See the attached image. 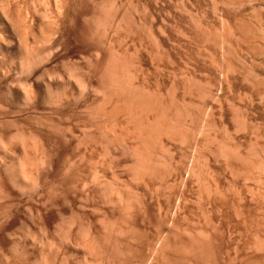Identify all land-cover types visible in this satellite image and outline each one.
Here are the masks:
<instances>
[{
	"label": "rangeland",
	"instance_id": "obj_1",
	"mask_svg": "<svg viewBox=\"0 0 264 264\" xmlns=\"http://www.w3.org/2000/svg\"><path fill=\"white\" fill-rule=\"evenodd\" d=\"M19 1L20 0H17V1L14 0V3L16 2L14 4V6L16 4L18 5L17 2H19ZM28 1L27 0L26 1L25 0L20 1L21 3L19 2L20 3L19 6L22 5V6H20L21 8L24 6V8L28 9L29 10L28 11L29 12V15L31 17V18L29 17V20H28V24L30 26H31V24L33 25V26H31V35L29 37V41H30L29 44L32 43L31 46H33V47L31 49V51L33 53H35V55L33 54L34 56L32 55L33 56L32 58H33V61L34 62L32 63V61H31L32 64H30L29 66H25V68H24V66H22L21 68H22L23 71L17 65H15L13 67H10L9 69L6 68V67L4 68L3 67V64L0 62L1 63L0 64V90H1L0 91V108L2 109V110L0 109V159H1L0 160L1 161L0 162V178H1L0 179V264H18V263L19 264H34V263H36V264H38V263L39 264H46V262H47V264H57V263L58 264H63V263L64 264H66V263L67 264H69V263L70 264H87V263L95 264V263H98V262H99L98 264H105V263L106 264H118V263H120V264H125V263L126 264H130V263L131 264H186L187 262H188L187 264H189V263L190 264H200V262H202L201 264H204V263L205 264H264V260H263L264 259V250H263L264 249L263 248L264 247L263 246L264 245V206H263L264 205V185H263L264 184V181H263L264 174L263 175L260 174V173H264V167H263L264 165H262V164H264V154L263 155L262 154L261 155L259 154L260 153L259 150L261 149L260 147L264 148V132H263L264 131V110H263L264 109V94H263L264 93V91H263L264 90V83H263V81H264V67H263L264 66V48H263L264 47V35H263V33H260V34H255V35L252 36L251 34L246 33L247 32L246 28H248L249 25H250V23L252 22V19L254 17V13L255 12H260L259 10H261V12L264 13V3H263L264 0H249V2L251 1L250 3L248 2V0H241V1L240 0H178V1L177 0H168V2H167V0H152V1L151 0H119V1L118 0H113V1L112 0L111 1L110 0H91L94 3L96 2L95 4L94 3L91 4L92 2L90 0H80V1L79 0H77V1L76 0H38V1L37 0H28ZM222 1H224V2H222ZM259 1L260 2L262 1V2L260 3ZM89 2H91V3H89ZM220 2L223 3V4H221ZM239 2L242 3V4H240ZM12 3H13V0H0V15H1L0 16V39H1L0 40V50H1L0 57L3 58L4 55H6V53H7V55H9L11 53L10 55H12V57L11 56L10 57L11 58H15L14 60H16V57H18L19 54H20V52H21L19 50L18 44H17V46H16V44H14L15 43V40L18 41V38L16 39V30L14 29L15 27H13V26H11V28L10 27L7 28L6 25H9V24H6L5 25L6 22L4 21V18H3L2 14H1V10H2V8L6 4H8L9 6L13 7L12 6L13 5ZM31 3L33 5H35V7L34 6L32 7V4ZM62 3H64V9H65L66 15L68 14L67 15L68 17H66L67 19L66 18L63 19L62 25H61V27H59L60 29L57 30V32H54V33L51 34V33H49V32H51L50 29H49V27H50V24H51V21H52L53 16H55V13L53 11H54L55 7H57L59 4H62ZM70 4H71V7L72 8L70 7ZM223 5H224V8H223ZM118 6H119V8H118ZM251 6H252V8H254L253 11L255 10V12H253V14H252V12H249V10L252 11ZM36 7H38V8H36ZM96 7L98 9H96ZM100 7H103V8L104 7H106V8L108 7L107 8V16L110 13H111L110 14L111 16H108L107 18L103 17L102 14H99V16H98L97 10H99ZM115 7H117L118 11H117V9ZM67 8H69V9L66 10ZM132 8H134V9H132ZM108 9L109 10L111 9L110 10V13H108L109 12ZM33 10H35V11H33ZM186 10H188V11L186 12ZM113 11H115V12H113ZM210 11H212V12H210ZM35 12H36V14H35ZM92 12H93V14H92ZM117 12H119V13H117ZM179 12H180L181 15H179ZM201 12H203V13H201ZM251 14H252V16H251ZM123 15L125 16V18H124ZM211 15H213V16H211ZM48 16H50V17H48ZM85 16L86 17L88 16V19L85 18ZM96 16H97V18H96ZM116 16H117V18H116ZM102 18H105V19H102ZM150 18H151V21H150ZM162 18H163V20H162L163 22L161 21ZM192 18L195 21H193ZM195 18H197V19H195ZM147 19H149V20H147ZM98 20H100V21H98ZM102 20H105V21L104 22H101ZM128 20H130V21H128ZM92 21L93 22H97V23L100 22L99 23L100 26H99V29H98L99 30L98 31V35H97V33L95 34L94 31L92 30V29H94L93 28V25L91 26V24L93 23ZM174 21H176V22H174ZM29 22H31V23H29ZM132 22H133V24H132ZM135 25H136V27H135ZM246 25H248V26H246ZM114 27H115V29H114ZM174 27L177 29V31H176V29ZM219 27H221V28H219ZM139 28H141V29H139ZM13 29L15 31H13ZM113 30L115 31L114 34H113ZM180 31L182 32V34H181ZM242 31H244V32H242ZM81 32H82V34H81ZM92 32H93V34H91ZM174 32H175V34H174ZM199 32L202 33V34H200ZM176 33H177V35H176ZM49 34L52 35V37H50ZM99 34H101V35L99 36ZM8 35H10L9 36V39L11 40V42L13 44H11L12 46H10L9 50L7 52H5V51H2L4 49L3 48L4 47L3 46V40ZM112 35H113V37H112ZM139 35H141V36H139ZM205 35H206V37H205ZM237 35H238V37H237ZM105 36H107V37H105ZM121 37H123V38H121ZM49 38L51 39V41H50ZM125 38H128V39H125ZM237 40H239V41H237ZM240 40H242V41H240ZM47 41H48V43H47ZM90 41H91V43H90ZM108 41H109V43H108ZM133 41H134V43H133ZM131 43H132V45L134 44L133 47H132ZM1 46H3V47H1ZM125 46L127 48H125ZM103 47H104V49H103ZM148 47H150V48H148ZM219 47H220V49H219ZM62 48H63V50H62ZM110 48L111 49H114V50H111ZM121 48L123 49V51H122ZM39 49H40V51H39ZM50 50H51V52H50ZM252 50H253V52H252ZM62 51H64V52H62ZM157 51H159V52H157ZM226 51H227V53H226ZM3 52H5V53L3 54ZM45 53L47 55H45ZM115 53H117V54H115ZM152 53L153 54H156L157 56L156 55H153ZM41 54H42V56H41ZM113 54H115V55H113ZM226 54L227 55L229 54V55L227 56ZM49 55L50 56L52 55V57H50ZM78 55H79L80 58L81 57L82 58L80 59L78 57ZM117 55H119V56L117 57ZM39 56L43 57L44 59L43 58H40ZM205 56H206V58H205ZM108 57H109V59H108ZM261 57H263V58H261ZM1 58H0V61H1ZM36 58L37 59L40 58V60L38 59L39 60V63H38V60ZM112 58H113L114 61L111 60ZM42 59L44 61H42ZM212 59H213V61H212ZM107 60L108 61L111 60V62L116 65L117 72H120L125 78H127L129 85H132L133 84L132 85L133 87L132 86L131 87L132 88H136L134 90L138 94H140L141 96H143V100L141 102H146L148 104V106H149L148 109L147 108L141 109L140 103L137 102V99H135L134 101L136 103H139V105L138 104L136 105V103L132 101L135 105H133V103H132V105H133L132 111H131L132 113H130V114H131V116L132 115L135 116L134 114H136V116L135 117L132 116V119H131V121L133 120L132 122L131 121H128V124H130V125H128L129 127H127V124H126L127 121L124 119V116L123 115H120L119 113L116 114V117L117 118L115 119V122L114 123L111 122L112 126L114 125L113 127L111 125H109V123H110L109 121L105 125V122H103L102 120L100 121V118H98V116L100 115V113L103 111V106L104 105H102V101H104V99L102 98L103 97L102 96L103 93H101L102 91H100V89L98 88L97 81H98V78H99L98 76H99L101 70H103V69L106 68L104 66L108 63ZM116 60H117V63H115ZM98 61H99V63H98ZM40 63H43V64H40ZM104 63H105V65H104ZM119 63H120V65H119ZM64 65H66V66H64ZM154 65H156V66H154ZM234 65H235V67H234ZM231 66H233V67H231ZM26 67L28 68V70H27ZM46 68H47L48 71L46 70ZM52 68H54V69H52ZM77 69H79V70H77ZM140 69H141V71H140ZM227 69H229V70H227ZM240 69H241L242 72L240 71ZM26 70L28 71V74H27V72H25ZM19 71L22 74H20ZM51 71H53V72H51ZM58 71H59V73H58ZM70 72L71 73L73 72L72 75H71ZM246 73H247V75H246ZM92 74H93V76H92ZM197 74H198V76H197ZM19 75H20V77H19ZM35 75H36V77H35ZM37 75H38V77H37ZM39 75H42V76L40 77ZM56 75L57 76L60 75L59 77L62 78V81L67 82L66 84H67V87L69 88V91H70L67 95H65L61 99V101L58 104L56 103V104L53 105V104H51L49 102V100L47 102V100L44 99V98L42 100L41 96L39 97V99H37L35 101H31L30 100V101L25 102V100L22 99L21 97L11 96L9 93H7V91L9 89H11V91H13L15 93H18L19 89L21 88L20 85H22V87L23 86L24 87H26V86L28 87V85L30 86V83H31V85H32L31 87H33L34 85H36L39 82H41V80H45L47 78H50L51 79L52 86H53V81H54V85L55 86L56 85H59L60 83L57 82V80H55V78H53V77H56ZM132 75H134V76H132ZM186 76H187V79H186ZM202 76H204V77H202ZM255 76H256V78H255ZM76 77L77 78L78 77L79 78L80 77L85 78V80H87L90 83V90H87V92L86 91L83 92L82 95H81V93L79 94L76 91V89H75V82H76L75 78ZM37 78H38V80H35ZM63 78L65 80H63ZM52 79H54V80H52ZM71 79H73V80H71ZM173 79H174V81H173ZM191 79H192V81H191ZM224 80L227 82V84H226V82ZM248 80H249L250 83L247 84ZM258 82H259V84H258ZM12 83H13V86H12ZM24 84H27V85H24ZM7 86H8V89H7ZM17 86H19V87H17ZM251 86H252V89H251ZM95 90H98L99 92L98 91L97 92L100 93V94L97 95L98 93ZM203 92H205V93H203ZM76 93H78L81 96H79ZM213 95H215V96H213ZM239 95L241 96V98H240ZM248 96H250V98H248ZM82 97H84V98H82ZM144 97H145V99H144ZM231 97H232V99H231ZM181 98H182V100H181ZM225 99H226V102H225ZM100 101H101V103H100ZM237 101H239V103ZM45 103H47V104H45ZM222 104H223V106H222ZM235 104H236V106H235ZM249 104H250V106H249ZM245 105H246V107H245ZM134 106H136V107L134 108ZM152 106H154V107H152ZM88 107H90L91 109L88 108ZM137 107H138V109H137ZM84 108H85V110H84ZM104 108H105V106H104ZM230 108L232 109V112H231V109ZM94 109H95V112L97 111L99 113L98 115L96 114L97 115L96 118L99 119V120H95V115L94 114L92 115V113H91L92 111H94ZM134 109H135V111H133ZM145 109L147 110V112H146ZM153 109L154 110L156 109V110L155 111H151ZM219 109H220V111H219ZM80 110H81V112H80ZM138 110L139 111L142 110L141 111L142 113L139 112ZM149 110H150V113L148 114ZM163 110H164V112H163ZM249 110H251V111H249ZM85 111H86V113H85ZM235 111H237V112L235 113ZM241 111H242V113H241ZM260 111H261V113H260ZM75 112H76V114H75ZM138 112L140 114L139 116H143V115H144L143 117L147 116L150 125H149V128L147 127L148 129H146V130L147 131L149 130V132L151 134H154L155 132H157L158 128L164 127L167 124L170 125V123H171V121L173 119H174L173 120L174 123H171V125H173V124L175 125V123H176L177 125H180V127H182L181 130H183L182 131V136L183 137L181 139H179L178 141L177 140H174V142H172L173 140H171L170 142L168 141L166 143L167 147L165 145L162 148H160V147H158L156 145H154L156 147H154V146H148L149 144L152 145V143L155 142V136L154 135H151L149 133V135H148L149 138L152 136L151 137V141H149L150 139H148V137L146 136V138L148 139V140H146V144L149 142L148 145L145 144L144 146L143 145H140V146L143 149L146 148V147H149L150 148V150L149 149L148 150H149L151 156H154L153 158L155 159L156 163L158 162V164H159V166H158V167H160V168H158L159 172H162L164 174L162 175L163 177H161V178L160 177H153V178H149L151 180L145 179V180H140V182L138 181L139 178H135V177L132 178V176H129V173H128L127 168H126L127 167L126 165H129L130 164V162L127 164V162L129 161V160H127L128 157L125 154H123L122 151L119 150V149L115 150L116 151L115 153H114V151L112 153V150L109 151L108 150V147L103 142L104 135L105 136H106V134L108 136L109 135H111V136H113V135L116 136L117 135L116 137H119L118 139L120 141H121V139H122V142L123 141L124 142L127 141L128 143H130L129 145H134L136 143L135 145L137 146L138 142H140L141 140L139 139L140 140L139 141V140H136L135 139L136 137L134 138V131L133 130H134V127L137 124H139V121L138 120H135L133 118H136V119L139 118L138 117ZM145 112H146V115L143 114ZM178 112H180V113H178ZM79 113H80V116H79ZM157 113L159 114V117L158 118H157V116H158ZM205 113H206V115H205ZM228 113H229V115H228ZM118 115H120V116H118ZM150 115H152V116H150ZM153 116L155 118H153ZM91 117H92V119H91ZM99 117H101V116H99ZM175 117H176V119H175ZM141 118L142 117H140V119ZM85 119H87V120H85ZM198 119H199V121H198ZM220 119H222V120H220ZM128 120H130V119H128ZM5 121H6V123H5ZM77 121H79V122H77ZM124 121H126V122L124 123ZM152 121H153V123L159 121L157 123L158 125L155 124V123H154L155 125H152L153 124ZM162 121H164V122H162ZM165 121H166L167 124L165 123ZM161 122L164 123V124H162ZM178 122H179V124H178ZM120 123H122V124H120ZM132 123H133V125H132ZM250 123H251V125H249ZM225 124H226V126H225ZM92 125H94V126H92ZM107 125L110 126V127H112L113 130L108 129V131H107V127H106ZM119 125H120V127H119ZM242 125H243L244 128L243 127L240 128V126H242ZM50 126H51V128H49ZM55 126H56V128H55ZM131 126L132 127L134 126V127L132 128ZM155 126L157 128H154ZM183 126H185V128ZM152 127H153L154 131L151 132L150 130H153ZM127 128H128L127 131H129L131 133V135H129L130 133L126 131ZM235 128H236V130H235ZM203 129H205V130H203ZM191 130H194V131H191ZM229 132H230V135H229ZM244 132H245V134H244ZM55 133H57V134H55ZM215 133H216V135H215ZM85 134L87 135V137H86ZM202 134H204V135H202ZM223 134H225V135L223 136ZM36 135H37V137H36ZM16 136H17V138H15ZM31 136H33V137H31ZM81 136L84 137V138H82ZM62 137L64 139H62ZM130 137L132 138V142H131V138ZM189 137H191V138H189ZM9 138H10V140H9ZM21 138H23V140ZM93 138H94L95 141L93 140ZM202 138H203V140H202ZM227 138H229V139H227ZM255 138H257V139H255ZM217 139H218V141H217ZM223 139H225V140L222 141ZM33 140L34 141L36 140V141L34 142ZM56 140H57V142H56ZM76 140H77V142H76ZM133 140H136V141H133ZM144 140H145V138H144ZM198 140H200V141H198ZM38 141H41V142L38 143ZM183 141H184V143H183ZM211 142H213V143H211ZM66 143H68V144H66ZM87 143H89V144H87ZM227 143H229V144H227ZM2 144L3 145L8 144L9 146L5 145L3 147ZM32 144H35V145L32 146ZM172 144H173V146H172ZM210 144H211V146H210ZM221 144H222V146H221ZM248 144H250V146ZM258 144H259V146H258ZM101 145H103V146H101ZM104 145L107 147V150H106V148H103V147H105ZM239 145H241V146H239ZM39 146H40V149H39ZM218 146H220L221 148L223 147V149L226 148L225 151H227V152L230 151V153L234 151V147H235V149H236L235 151L236 152H239V154L237 153L236 156H238L239 158L233 155L234 156V157L232 156L233 158L231 157V158H229V160H224L225 159L224 157H221V156H219L217 154L215 155L214 154L215 153L214 150L216 148H218ZM46 147H48V148H46ZM64 147H65V149H64ZM192 147H193V151L195 150V152L191 151L192 150L191 149ZM203 147L204 148L206 147V149H204ZM196 148H197V150H196ZM231 148H232V150H231ZM243 148L245 149V151H244ZM256 148H258V149H256ZM3 149H5V150H3ZM20 149H21V151H18ZM104 150H106V153H105ZM161 150H162V152H160ZM205 151H206V153H205ZM255 151H257V152H255ZM47 152H49V153H47ZM151 152H153V153H151ZM11 153H13V154H11ZM245 153H246V155H245ZM21 154H23V155H21ZM232 154H234V153H231V155ZM24 155H26V156H24ZM182 155H183V157H182ZM247 155H248V157H247ZM12 156H13V158H12ZM37 156H38V158H37ZM42 156H44L45 158L42 157ZM79 156H82V157H79ZM213 156L216 159L213 158ZM218 156H219V158H218ZM73 158H74L75 161L73 160ZM88 158H89V160H88ZM97 158H99V159H97ZM157 158H159L158 159L159 161L156 160ZM240 158L242 160H240ZM203 159H206V160H203ZM29 160H31V161L29 162ZM66 160H68V162ZM69 160H70V163H69ZM235 160H237V161H235ZM9 161H10V163H9ZM173 161H175V162H173ZM225 161H227V162H225ZM240 161H242V162H240ZM4 162H5V165H2V164H4ZM28 162H29L30 165H28ZM39 162L41 163V165H40ZM93 162H95L97 164H95ZM6 163H7V165H6ZM21 163L24 164V165L22 166ZM88 163H89V166L87 165ZM178 163H179V165H178ZM234 163H235V165H234ZM11 164L13 165V167L11 166ZM32 164H34V165H32ZM42 164H44V165L42 166ZM91 164H93V165H91ZM215 164H217V165H215ZM258 164L259 165L261 164V166H259ZM66 165H67V167H66ZM107 165L110 166V167H108ZM111 165H112V167H111ZM162 165H164L165 167L162 166ZM197 165H199V166H197ZM20 166H22L21 167L22 169L24 167V171L25 170L27 171L29 169L27 172L25 171L26 172V177L23 176L22 174L21 175L23 177H21V175H19V177H18V174L20 173V171H19L20 170L19 169ZM35 166H37V167L41 166V167H39V169H38ZM29 167H31V169ZM258 167H259V169H257ZM3 168H5L4 170L6 172L3 170ZM32 168H34V170ZM86 168L88 169V171H87ZM109 168H110V170L112 169L111 170L112 172L110 170H108ZM164 168H166V169L164 170ZM190 168H191V172H190ZM203 168H204V170H203ZM262 168H263V171L260 172L262 170ZM40 169H41V171H40ZM103 170H104V172H103ZM226 170H228V171H226ZM245 170H246V172H245ZM258 170H259V172H258ZM13 171H14V173H13ZM38 171H39V173H38ZM92 171H94L95 174ZM207 171H209V172H207ZM236 171H237V173H236ZM65 172H66V174H65ZM178 172L180 173V175L178 174ZM252 172H254V173H252ZM91 173H92V175H90ZM122 173H123V175H122ZM169 173H170V175L168 177V174ZM191 173H192L193 176L191 175ZM196 173H198V175ZM209 173H210V175H209ZM239 173L241 174V176H240ZM255 173H257V174H255ZM93 174H94V177H93ZM100 174L104 178H101ZM230 174H231V176H230ZM232 174H234L233 176H235V177H233ZM6 175H7V177H5ZM38 175H40V176H38ZM224 175H226V176H224ZM247 175H249V176H247ZM13 176L16 178V180H15V178L13 179ZM27 176H29V177H27ZM36 176L38 178H36ZM127 176H128V178H127ZM176 176H178V177H176ZM210 176H214V177H210ZM91 177H93V179ZM117 177H119V178H117ZM6 178H8V179H6ZM47 178H48V180H47ZM69 178H71V179H69ZM72 178L75 179V180H73ZM159 178L161 180H163V181L159 180ZM173 178L175 179V182H174V179ZM203 178H204V180H203ZM225 178H226L227 181L224 180ZM238 178H242L243 180L246 179L247 181H245V180L242 181V179H238ZM254 178H255V180H254ZM20 179H22V180H20ZM25 179L29 183L25 181V184H24V181L23 180H25ZM30 179H32L33 181L30 180ZM84 179H86V180H84ZM101 179H103V181L106 179V181L103 182ZM107 179L108 180H111V181H108ZM180 179H181V182H180ZM194 179L196 180V182H194L195 181ZM199 179H201L200 182H199ZM8 180L9 181L11 180L12 182L11 181L9 182ZM37 180H39V181H37ZM156 180H157V182H156ZM98 181H101L103 183V185H102L101 182H98ZM134 181H137L136 182L137 184ZM158 181L159 182L161 181V182L159 183ZM211 181H212V183H211ZM239 181L240 182L242 181V182L240 183ZM259 181L260 182L262 181L263 183H260L259 184ZM31 182H33V184ZM133 182H134V184H133ZM12 183H13V185H12ZM82 183H83V186H81ZM96 183H98V184H96ZM254 183H256V184H254ZM34 184L36 185L35 187H34ZM108 184H109V186H108ZM162 184H163V186H162ZM201 184L202 185L204 184V185L202 186ZM205 184H207V185H205ZM213 184H215V185H213ZM230 184H232L231 186L234 187V188H231ZM237 184H238V186H237ZM1 185H3V186L1 187ZM9 185H11V186H9ZM40 185L42 187H40ZM86 185H87V187H85ZM22 186H25V188L22 187ZM112 186H113V188H112ZM12 187L14 188V190H13ZM63 187H65V188H63ZM101 187H103V188H101ZM110 187L112 189H114L116 187V189L118 188L120 191L114 189L115 192L113 194L112 190L110 191V189H111ZM202 187H204V188L206 187L205 190H207V191H205L204 188L201 189ZM227 187L229 189H227ZM251 187H253V188H251ZM126 188H128V189L126 190ZM26 189L27 190L31 189V190L27 191ZM247 189H249V191ZM20 190H21V192H20ZM108 190L110 191V194L111 193L113 194V196H110L111 198H113V197L115 198V193L117 191L118 192H121L120 194H122L123 199L127 196L124 199V202H125L124 205L123 206L122 205H119V204L117 205L116 203H113L111 200L109 201L110 197L107 196L108 195L107 193H109ZM128 190H129V192H128ZM158 190H160V191H158ZM257 190H258V192H257ZM85 191H86V193H85ZM99 191L101 193L104 191L102 193L103 196H102L101 193H99ZM210 191L211 192L213 191L214 193L213 192L211 193ZM229 191H231V193ZM243 191H245V192H243ZM253 191H254V193H253ZM132 192H134V193H132ZM207 192H208V194L210 193L209 194L210 196H208V194H206ZM220 192L221 193H224V194H220ZM6 193H7V195H6ZM24 193H26L27 195L24 194ZM240 193H242V194H240ZM258 193L260 194V196H259ZM105 194H107V195L104 196ZM191 194H193L194 196L191 195ZM232 194H233V196H232ZM251 194H252L253 197L251 196ZM50 195H52V196H50ZM198 195L200 196V198H199ZM89 196H91L92 198L89 197ZM205 196H207V197L205 198ZM214 196H216V197L214 198ZM221 196H222V198H221ZM230 196H232V198H230ZM40 197H41V199H40ZM107 197L109 199H107ZM201 197H202V200H200ZM261 197H262V199H261ZM179 198H180V200H178ZM250 198H253V199H250ZM136 199H138V200H136ZM195 199H197V200H195ZM58 200H59V202H58ZM104 200H105V203H104ZM157 200L158 201L160 200V201L158 202ZM175 200L176 201L178 200L177 201L178 204H177V202H175ZM199 200H200V202H199ZM203 200L204 201L206 200V201L204 202ZM62 201H64V202H62ZM108 201L109 202H112V203H108ZM233 201H234V203L231 204V202H233ZM133 202H134V204H133ZM140 202H142V203H140ZM211 202H212V204H211ZM199 203H201V204H199ZM112 204H114V205H112ZM256 204H257V206H256ZM107 205H109L110 207L107 206ZM54 206H55V208H54ZM115 206H116V208H115ZM138 206L140 208H138ZM119 207H121V208H119ZM128 207H130V208H128ZM195 207H197V208H195ZM209 207H211V208H209ZM66 208H68V209H66ZM122 208L124 209V211H122L123 210ZM155 209H157V210H155ZM183 209H185V210H183ZM34 210H36V211H34ZM231 210L234 211V212H232ZM56 211H57V213H56ZM132 211H133V213H132ZM154 211H155V213H154ZM216 211H217V213H215ZM28 212H30L32 215L30 213H28ZM163 212H164V214H163ZM201 212L204 213V214H202ZM205 212L206 213L209 212V213L208 214H205ZM167 213H169V214H167ZM71 214L74 215V216H72ZM176 214L177 215L179 214V215L177 216ZM239 214H241V215H239ZM69 215H70V217H69ZM161 215L162 216L164 215L163 216L164 218ZM214 215L215 216L217 215V216L213 218ZM61 216H63V218ZM59 217L61 218V220H60ZM71 217H72V219H71ZM38 218H40V219H38ZM67 218H69V219L67 220ZM207 218H208V220H207ZM64 219H65V221H64ZM72 220H73V223H72ZM82 220L84 221V223H83ZM97 220H99V221H97ZM210 220L213 223L210 222ZM61 221H62V223H61ZM216 221H218V222L216 223ZM94 222H95V224H94ZM168 222H169V224H167ZM87 224L89 226H92V227H89ZM105 224H106V226H105ZM110 224H112V225H110ZM125 224H126V226H125ZM70 226H72V227H70ZM86 226L89 227V228H87ZM174 226H175V228H174ZM42 227H44V228H42ZM75 227H77V228H75ZM106 227H108L107 230H106ZM38 228H40L39 230H41L42 232L39 231V230H37ZM83 228H86V229H83ZM53 229L55 230V232H54ZM68 229H69V231H68ZM80 229H81V231H80ZM82 229H83V232L84 233L82 232ZM94 230H96V231H94ZM102 230H103V232H102ZM191 230L193 231V233H192ZM201 230H202V232H201ZM74 231H75V233H74ZM198 231H200V232H198ZM63 232H65V233H63ZM85 232H87V233L89 232V233L87 234ZM178 232H179V236H178ZM190 232H191V234H190ZM196 232H197V234H196ZM203 232H205V233H203ZM54 233H56V234L54 235ZM187 233H189V234H187ZM69 235H70V237H69ZM72 235H73V237H72ZM87 235L89 236V238H88ZM143 235H144V237H143ZM202 235H204V236H202ZM65 236L68 237V238L66 237L67 240H66V238H64ZM74 236H75V238L77 240L74 238ZM99 236H101V237H99ZM39 237H40V239H39ZM138 237H140V238H138ZM31 238L34 239V242H33V240H31ZM69 238H70V240H69ZM95 238H97V239H95ZM101 238H102V240H101ZM71 239L72 240L74 239V240L72 241ZM193 239H195L196 242ZM203 239H204V241H202ZM36 240H37V242H35ZM39 240H40V242L43 241V243H40ZM57 240L58 241L60 240V241L58 242ZM78 240H80V242ZM93 240L95 242H97L98 244L97 243L94 244L95 242H93ZM129 240L132 241V242L130 243ZM45 241H47V242H45ZM49 241H50V243L52 241L51 244H53V243L54 244L51 245L49 243ZM157 241H159V242H157ZM69 242H70V244H71L72 247L69 245ZM83 242H85L86 245L88 244V246H86L85 243H83ZM199 243H200V245H199ZM131 244H132V246H131ZM78 245L79 246L81 245L80 248L82 247L81 248L82 250L79 247H77ZM171 245H173V246H171ZM51 246L52 247L55 246V247L52 248ZM199 246H200V248H199ZM9 247H10V249H9ZM24 247H25L26 250L24 249ZM91 247H93V249ZM181 247H183V248H181ZM11 248L14 249V250H12ZM99 248H100V250H99ZM261 248H263V249H261ZM46 249L48 250V252H47ZM182 249H184V250H182ZM186 249H187V251H186ZM190 249L191 250L193 249V251H194L193 254H191L189 252ZM22 250H23V252H22ZM175 250H176V252H175ZM89 251L90 252L92 251V252L90 253ZM55 252H57V253H55ZM63 252H64V254H63ZM182 252H184V253H182ZM16 253H18L20 255L18 256ZM45 254L47 256H45ZM103 254H104V256H103ZM162 254H163V256H162ZM91 255L92 256L94 255L96 257H94V256L92 257ZM158 255H160V256H158ZM20 256H23L24 258L23 257L19 258ZM42 256L44 258L45 257L47 258V259L45 258V262H44V258H41ZM71 256H73V258ZM105 257H107V258H105ZM74 258L77 260V262H76V260H73ZM83 258H85L84 261H83ZM108 258H109V261H107ZM104 259H105V261H104ZM161 259L163 261H161ZM25 260H27V261H25ZM29 260H30V262H29ZM32 260L34 261V263H33ZM69 260H71V261H69ZM85 260H86V263H85ZM172 260L174 261V263H171V262H173ZM191 260H192V262H191ZM65 261H67V262L65 263ZM160 261H161V263H160Z\"/></svg>",
	"mask_w": 264,
	"mask_h": 264
},
{
	"label": "bare ground",
	"instance_id": "obj_2",
	"mask_svg": "<svg viewBox=\"0 0 264 264\" xmlns=\"http://www.w3.org/2000/svg\"><path fill=\"white\" fill-rule=\"evenodd\" d=\"M15 1H17V0H15ZM20 1H22V0H20ZM19 1V2H20ZM26 1V0H25ZM28 1V0H27ZM38 1V0H37ZM77 1V0H76ZM80 1V0H79ZM91 1V0H90ZM111 1V0H110ZM109 1V2H110ZM113 1V0H112ZM119 1V0H118ZM152 1V0H151ZM178 1V0H177ZM241 1V0H240ZM19 2H17L18 3V5L16 4L15 6H14V4L16 3H14V0H13V7H11V6H9L8 4H6L3 8H2V10H1V14H2V16H3V18H4V21L6 22L5 23V25L6 24H9V25H6L7 26V28L8 27H10L11 28V26H13V27H15L14 29L16 30V39L18 38V41H16L15 40V43L14 44H16V46H17V44H18V47H19V50L21 51L20 52V54H19V56L18 57H16V60H14L15 58H11L12 57V55H7V53H6V55H4V57L3 58H1V63L3 64V67L5 68H10V67H13V66H15V65H17V66H19V68H21L22 66H24V68H25V66H29L30 64H32L34 61H33V56L35 55V53H33L32 51H31V49H32V47L33 46H31V44H29L30 43V41H29V37H30V35H31V26H33L32 24H31V26L28 24V20H29V17H30V15H29V10L28 9H26V8H24V6L21 8L20 6H22V5H20L19 6V4L21 3H19ZM29 2V1H28ZM32 2V1H31ZM36 2V1H35ZM51 2V1H50ZM92 2V3H91ZM91 2H89V3H91V4H93L94 2L93 1H91ZM102 2V1H101ZM100 2V3H101ZM145 2V1H144ZM167 2H168V0H167ZM222 2H224V1H222ZM235 2V1H234ZM248 2H249V0H248ZM251 2V1H250ZM249 2V3H250ZM257 2V1H256ZM260 2V1H259ZM262 2V1H261ZM260 2V3H261ZM33 3V2H32ZM31 3V4H32ZM96 3V2H95ZM94 3V4H95ZM108 3V2H107ZM113 3V2H112ZM111 3V4H112ZM164 3V2H163ZM193 3V2H192ZM219 3V2H218ZM221 3V2H220ZM231 3V2H230ZM240 3V2H239ZM264 3V2H263ZM37 4V3H36ZM48 4V3H47ZM74 4V3H73ZM90 4V5H91ZM103 4V3H102ZM110 4V5H111ZM121 4V3H120ZM132 4V3H131ZM168 4V3H167ZM173 4V3H172ZM190 4V3H189ZM188 4V5H189ZM214 4V3H213ZM221 4H223V3H221ZM238 4V3H237ZM240 4H242V3H240ZM252 4V3H251ZM39 5V4H38ZM66 5V4H65ZM97 5V4H96ZM104 5V4H103ZM128 5V4H127ZM170 5V4H169ZM35 7V5H33L32 4V7ZM42 6V5H41ZM77 6V5H76ZM101 6V5H100ZM157 6V5H156ZM163 6V5H162ZM182 6V5H181ZM180 6V7H181ZM227 6V5H226ZM232 6V5H231ZM39 7V6H38ZM38 7H36V8H38ZM44 7V6H43ZM70 7H71V4H70ZM99 7V6H98ZM110 7V6H109ZM160 7V6H159ZM192 7V6H191ZM200 7V6H199ZM216 7V6H215ZM229 7V6H228ZM239 7V6H238ZM237 7V8H238ZM245 7V6H244ZM254 7V6H253ZM72 8V7H71ZM84 8V7H83ZM95 8V7H94ZM108 8V7H107ZM107 8L106 7H100V9L99 10H97V14H98V16H99V14H102V16L103 17H105V18H107L108 16H111L110 14V10H109V12L108 13H110V14H108V16H107ZM116 9H117V7H115ZM118 8H119V6H118ZM125 8V7H124ZM143 8V7H142ZM141 8V9H142ZM167 8V7H166ZM197 8V7H196ZM195 8V9H196ZM219 8V7H218ZM223 8H224V5H223ZM242 8V7H241ZM69 8H67L66 10H68ZM96 9H98L97 7H96ZM132 9H134V8H132ZM140 9V8H139ZM179 9V8H178ZM193 9V8H192ZM205 9V8H204ZM244 9V8H243ZM251 9H252V11H250L249 10V12H252V14H253V12H255V10L253 11V9L254 8H252V6H251ZM32 10V9H31ZM36 10V9H35ZM35 10H33V11H35ZM157 10V9H156ZM159 10V9H158ZM164 10V9H163ZM183 10V9H182ZM190 10V9H189ZM216 10V9H215ZM220 10V9H219ZM231 10V9H230ZM236 10V9H235ZM91 11V10H90ZM117 11H118V9H117ZM126 11V10H125ZM160 11V10H159ZM188 10H186V12H187ZM196 11V10H195ZM237 11V10H236ZM235 11V12H236ZM258 11V10H257ZM260 12H255L254 13V17H253V19H252V22L250 23V25H249V27L248 28H246V30H247V32L246 33H249V34H251L252 36L253 35H255V34H260V33H263V35H264V13H262L261 12V10H259ZM37 12V11H36ZM36 12H35V14H36ZM54 13H55V16H53V18H52V21H51V24H50V27H49V29H50V31L51 32H49V33H54V32H57V30H59L60 28L59 27H61V25H62V21H63V19H65L66 17H68L67 15H66V12H65V9H64V3H62V4H59L57 7H55V9H54V11H53ZM70 12V11H69ZM113 12H115V11H113ZM181 12V11H180ZM180 12H179V15H181L180 14ZM210 12H212V11H210ZM215 12V11H214ZM234 12V11H233ZM34 13V12H33ZM117 13H119V12H117ZM169 13V12H168ZM191 13V12H190ZM194 13V12H193ZM192 13V14H193ZM201 13H203V12H201ZM31 14V13H30ZM50 14V13H49ZM92 14H93V12H92ZM121 14V13H120ZM134 14V13H133ZM132 14V15H133ZM156 14V13H155ZM164 14V13H163ZM170 14V13H169ZM185 14V13H184ZM243 14V13H242ZM252 14H251V16H252ZM45 15V14H44ZM131 15V16H132ZM186 15V14H185ZM200 15V14H199ZM222 15V14H221ZM1 16V15H0ZM34 16V15H33ZM37 16V15H36ZM113 16V15H112ZM120 16V15H119ZM124 16V15H123ZM122 16V17H123ZM127 16V15H126ZM165 16V15H164ZM167 16V15H166ZM195 16V15H194ZM202 16V15H201ZM211 16H213V15H211ZM48 17H50V16H48ZM128 17V16H127ZM139 17V16H138ZM191 17V16H190ZM204 17V16H203ZM219 17V16H218ZM236 17V16H235ZM31 18V17H30ZM46 18V17H45ZM85 18H87L88 19V16L86 17L85 16ZM96 18H97V16H96ZM101 18V17H100ZM105 18H102V19H105ZM116 18H117V16H116ZM124 18H125V16H124ZM129 18V17H128ZM134 18V17H133ZM180 18V17H179ZM210 18V17H209ZM67 19V18H66ZM71 19V18H70ZM119 19V18H118ZM153 19V18H152ZM169 19V18H168ZM172 19V18H171ZM195 19H197V18H195ZM206 19V18H205ZM216 19V18H215ZM232 19V18H231ZM242 19V18H241ZM47 20V19H46ZM92 20V19H91ZM141 20V19H140ZM147 20H149V19H147ZM163 20V18L161 19V21ZM192 20H193V18H192ZM226 20V19H225ZM247 20V19H246ZM251 20V19H250ZM98 21H100V20H98ZM105 20H102L101 22H104ZM118 21V20H117ZM128 21H130V20H128ZM127 21V22H128ZM134 21V20H133ZM150 21H151V18H150ZM156 21V20H155ZM154 21V22H155ZM166 21V20H165ZM177 21V20H176ZM176 21H174V22H176ZM193 21H195V20H193ZM209 21V20H208ZM244 21V20H243ZM47 22V21H46ZM67 22V21H66ZM93 22V21H92ZM113 22V21H112ZM123 22V21H122ZM125 22V21H124ZM163 22V21H162ZM173 22V21H172ZM183 22V21H182ZM185 22V21H184ZM192 22V21H191ZM217 22V21H216ZM29 23H31V22H29ZM33 23V22H32ZM72 23V22H71ZM91 23V22H90ZM100 22H93L92 24H91V26L93 25V28L94 29H92L93 31H94V33L96 34L97 33V35H98V29H99V26H100V24H99ZM109 23V22H108ZM223 23V22H222ZM40 24V23H39ZM102 24V23H101ZM132 24H133V22H132ZM144 24V23H143ZM142 24V25H143ZM154 24V23H153ZM178 24V23H177ZM206 24V23H205ZM225 24V23H224ZM228 24V23H227ZM235 24V23H234ZM42 25V24H41ZM65 25V24H64ZM71 25V24H70ZM75 25V24H74ZM104 25V24H103ZM128 25V24H127ZM212 25V24H211ZM111 26V25H110ZM116 26V25H115ZM130 26V25H129ZM150 26V25H149ZM161 26V25H160ZM168 26V25H167ZM174 26V25H173ZM185 26V25H184ZM191 26V25H190ZM198 26V25H197ZM241 26V25H240ZM246 26H248V25H246ZM12 27V28H13ZM65 27V26H64ZM98 27V28H97ZM109 27V26H108ZM135 27H136V25H135ZM143 27V26H142ZM218 27V26H217ZM227 27V26H226ZM92 28V27H91ZM97 28V29H96ZM127 28V27H126ZM132 28V27H131ZM175 28V27H174ZM215 28V27H214ZM219 28H221V27H219ZM224 28V27H223ZM243 28V27H242ZM13 29V31H15ZM86 29V28H85ZM114 29H115V27H114ZM123 29V28H122ZM133 29V28H132ZM139 29H141V28H139ZM154 29V28H153ZM161 29V28H160ZM176 29V28H175ZM200 29V28H199ZM228 29V28H227ZM39 30V29H38ZM128 30V29H127ZM126 30V31H127ZM150 30V29H149ZM193 30V29H192ZM210 30V29H209ZM229 30V29H228ZM244 30V29H243ZM245 30V31H246ZM102 31V30H101ZM143 31V30H142ZM148 31V30H147ZM153 31V30H152ZM175 31V30H174ZM176 31H177V29H176ZM179 31V30H178ZM195 31V30H194ZM197 31V30H196ZM232 31V30H231ZM106 32V31H105ZM104 32V33H105ZM114 30H113V34H114ZM124 32V31H123ZM151 32V31H150ZM154 32V31H153ZM158 32V31H157ZM171 32V31H170ZM181 32V31H180ZM185 32V31H184ZM230 32V31H229ZM242 32H244V31H242ZM15 33V32H14ZM131 33V32H130ZM129 33V34H130ZM152 33V32H151ZM194 33V32H193ZM200 33V32H199ZM209 33V32H208ZM37 34V33H36ZM81 34H82V32H81ZM91 34H93V32L91 33ZM102 34V33H101ZM101 34H99V36L101 35ZM112 34V33H111ZM120 34V33H119ZM142 34V33H141ZM153 34V33H152ZM155 34V33H154ZM162 34V33H161ZM174 34H175V32H174ZM181 34H182V32H181ZM200 34H202V33H200ZM211 34V33H210ZM217 34V33H216ZM228 34V33H227ZM50 35V34H49ZM110 35V34H109ZM117 35V34H116ZM133 35V34H132ZM131 35V36H132ZM157 35V34H156ZM176 35H177V33H176ZM199 35V34H198ZM9 36L10 35H8L6 38H4V40H3V46H1V47H3L4 49L2 50V51H5V52H7L8 50H9V48H10V46H12L11 44H13L12 42H11V40L9 39ZM48 36V35H47ZM81 36V35H80ZM121 36V35H120ZM139 36H141V35H139ZM154 36V35H153ZM174 36V35H173ZM195 36V35H194ZM197 36V35H196ZM223 36V35H222ZM246 36V35H245ZM244 36V37H245ZM250 36V35H249ZM50 37H52V35H50ZM91 37V36H90ZM97 37V36H96ZM104 37V36H103ZM105 37H107V36H105ZM112 37H113V35H112ZM115 37V36H114ZM125 37V36H124ZM146 37V36H145ZM182 37V36H181ZM205 37H206V35H205ZM217 37V36H216ZM237 37H238V35H237ZM242 37V36H241ZM86 38V37H85ZM119 38V37H118ZM121 38H123V37H121ZM138 38V37H137ZM147 38V37H146ZM150 38V37H149ZM209 38V37H208ZM263 38V37H262ZM50 39V38H49ZM55 39V38H54ZM63 39V38H62ZM125 39H128V38H125ZM153 39V38H152ZM159 39V38H158ZM1 40V39H0ZM31 40V39H30ZM78 40V39H77ZM167 40V39H166ZM197 40V39H196ZM226 40V39H225ZM249 40V39H248ZM50 41H51V39H50ZM151 41V40H150ZM157 41V40H156ZM170 41V40H169ZM199 41V40H198ZM230 41V40H229ZM237 41H239V40H237ZM240 41H242V40H240ZM35 42V41H34ZM81 42V41H80ZM130 42V41H129ZM152 42V41H151ZM41 43V42H40ZM39 43V44H40ZM47 43H48V41H47ZM90 43H91V41H90ZM108 43H109V41H108ZM117 43V42H116ZM124 43V42H123ZM133 43H134V41H133ZM170 43V42H169ZM205 43V42H204ZM45 44V43H44ZM130 44V43H129ZM136 44V43H135ZM144 44V43H143ZM153 44V43H152ZM159 44V43H158ZM213 44V43H212ZM221 44V43H220ZM236 44V43H235ZM253 44V43H252ZM30 45V46H29ZM125 45V44H124ZM131 45H132V43H131ZM134 45V44H133ZM133 45H132V47H133ZM170 45V44H169ZM173 45V44H172ZM42 46V45H41ZM112 46V45H111ZM110 46V47H111ZM116 46V45H115ZM118 46V45H117ZM127 46V45H126ZM125 46V48H127ZM162 46V45H161ZM226 46V45H225ZM228 46V45H227ZM256 46V45H255ZM259 46V45H258ZM31 47V48H30ZM43 47V46H42ZM154 47V46H153ZM202 47V46H201ZM232 47V46H231ZM237 47V46H236ZM113 48V47H112ZM148 48H150V47H148ZM203 48V47H202ZM264 48V47H263ZM56 49V48H55ZM103 49H104V47H103ZM111 49V48H110ZM122 49V48H121ZM154 49V48H153ZM159 49V48H158ZM170 49V48H169ZM199 49V48H198ZM219 49H220V47H219ZM62 50H63V48H62ZM67 50V49H66ZM111 50H114V49H111ZM132 50V49H131ZM139 50V49H138ZM162 50V49H161ZM171 50V49H170ZM193 50V49H192ZM200 50V49H199ZM204 50V49H203ZM223 50V49H222ZM230 50V49H229ZM34 51V50H33ZM37 51V50H36ZM39 51H40V49H39ZM122 51H123V49H122ZM134 51V50H133ZM156 51V50H155ZM248 51V50H247ZM0 52H1V50H0ZM5 52H3V54L5 53ZM43 52V51H42ZM50 52H51V50H50ZM62 52H64V51H62ZM151 52V51H150ZM157 52H159V51H157ZM168 52V51H167ZM220 52V51H219ZM242 52V51H241ZM249 52V51H248ZM252 52H253V50H252ZM41 53V52H40ZM44 53V52H43ZM47 53V52H46ZM45 53V55H47ZM94 53V52H93ZM113 53V52H112ZM111 53V54H112ZM136 53V52H135ZM149 53V52H148ZM155 53V52H154ZM213 53V52H212ZM226 53H227V51H226ZM255 53V52H254ZM34 54V55H33ZM59 54V53H58ZM72 54V53H71ZM115 54H117V53H115ZM115 54H113V55H115ZM128 54V53H127ZM130 54V53H129ZM151 54V53H150ZM153 54V53H152ZM164 54V53H163ZM234 54V53H233ZM16 55V54H15ZM33 55V56H32ZM95 55V54H94ZM123 55V54H122ZM153 55H156V54H153ZM225 55V54H224ZM227 55V54H226ZM229 55V54H228ZM227 55V56H228ZM2 56V55H1ZM11 56V57H10ZM41 56H42V54H41ZM41 56H39L40 58H43V57H41ZM44 56V55H43ZM50 56V55H49ZM119 55H117V57H118ZM132 56V55H131ZM135 56V55H134ZM147 56V55H146ZM150 56V55H149ZM157 56V55H156ZM159 56V55H158ZM256 56V55H255ZM45 57V56H44ZM47 57V56H46ZM50 57H52V55L50 56ZM78 57H79V55H78ZM100 57V56H99ZM115 57V56H114ZM113 57V58H114ZM183 57V56H182ZM209 57V56H208ZM221 57V56H220ZM232 57V56H231ZM234 57V56H233ZM249 57V56H248ZM40 58H38L39 60H40ZM48 58V57H47ZM80 58V57H79ZM82 58V57H81ZM80 58V59H81ZM113 58L111 59L112 61H114L113 60ZM130 58V57H129ZM205 58H206V56H205ZM211 58V57H210ZM223 58V57H222ZM261 58H263V57H261ZM37 59V58H36ZM37 59V60H38ZM44 59V58H43ZM42 59V61H44ZM46 59V58H45ZM49 59V58H48ZM90 59V58H89ZM108 59H109V57H108ZM117 59V58H116ZM135 59V58H134ZM151 59V58H150ZM228 59V58H227ZM231 59V58H230ZM250 59V58H249ZM256 59V58H255ZM36 60V61H37ZM39 60H38V63H39ZM50 60V59H49ZM97 60V59H96ZM111 60H107L108 61V63L105 65V63H104V67H106L105 69H103V70H101V72H100V74H99V78H98V81H97V85H98V88L100 89V91H102L101 93H103V99H104V101H102V105H104L105 106V108H104V106H103V111L100 113V115L99 116H101V117H99L98 116V118H100V121L102 120L103 122H105V125H106V123L109 121L110 123H109V125H111L112 126V124H111V122L112 123H114L115 122V119L117 118L116 117V114H120V115H123L124 116V119L127 121V127H129L128 125H130V124H128V121H131V119H132V116H131V114L130 113H132L131 111H132V107H133V105H135L133 102H135L134 100L135 99H137V102H139L140 103V107H141V109H143V108H149V106H148V104L146 103V102H141L142 100H143V96H141L140 94H138L134 89H136V88H132L133 86V84L132 85H129V83H128V79L127 78H125L120 72H117V70H116V65L115 64H113L112 62H111ZM127 60V59H126ZM154 60V59H153ZM156 60V59H155ZM220 60V59H219ZM218 60V61H219ZM31 61H32V63H31ZM35 61V62H36ZM73 61V60H72ZM79 61V60H78ZM82 61V60H81ZM85 61V60H84ZM120 61V60H119ZM145 61V60H144ZM212 61H213V59H212ZM226 61V60H225ZM242 61V60H241ZM261 61V60H260ZM68 62V61H67ZM245 62V61H244ZM0 63V64H1ZM76 63V62H75ZM74 63V64H75ZM96 63V62H95ZM98 63H99V61H98ZM115 63H117V60L115 61ZM151 63V62H150ZM241 63V62H240ZM40 64H43V63H40ZM46 64V63H45ZM65 64V63H64ZM71 64V63H70ZM92 64V63H91ZM185 64V63H184ZM214 64V63H213ZM218 64V63H217ZM221 64V63H220ZM231 64V63H230ZM252 64V63H251ZM262 64V63H261ZM119 65H120V63H119ZM125 65V64H124ZM127 65V64H126ZM242 65V64H241ZM246 65V64H245ZM249 65V64H248ZM259 65V64H258ZM36 66V65H35ZM50 66V65H49ZM54 66V65H53ZM62 66V65H61ZM64 66H66V65H64ZM73 66V65H72ZM98 66V65H97ZM101 66V65H100ZM154 66H156V65H154ZM207 66V65H206ZM252 66V65H251ZM31 67V66H30ZM39 67V66H38ZM56 67V66H55ZM89 67V66H88ZM96 67V66H95ZM94 67V68H95ZM121 67V66H120ZM126 67V66H125ZM134 67V66H133ZM223 67V66H222ZM231 67H233V66H231ZM234 67H235V65H234ZM241 67V66H240ZM264 67V66H263ZM2 68V67H1ZM27 68V67H26ZM32 68V67H31ZM37 68V67H36ZM63 68V67H62ZM72 68V67H71ZM79 68V67H78ZM90 68V67H89ZM101 68V67H100ZM128 68V67H127ZM141 68V67H140ZM155 68V67H154ZM215 68V67H214ZM228 68V67H227ZM230 68V67H229ZM30 69V68H29ZM52 69H54V68H52ZM60 69V68H59ZM91 69V68H90ZM96 69V68H95ZM119 69V68H118ZM121 69V68H120ZM132 69V68H131ZM142 69V68H141ZM141 69H140V71H141ZM145 69V68H144ZM180 69V68H179ZM263 69V68H262ZM2 70V69H1ZM21 70H22V68H21ZM27 70H28V68H27ZM25 71V72H27V74H28V71ZM39 70V69H38ZM46 70H47V68H46ZM64 70V69H63ZM72 70V69H71ZM77 70H79V69H77ZM129 70V69H128ZM127 70V71H128ZM186 70V69H185ZM191 70V69H190ZM225 70V69H224ZM227 70H229V69H227ZM256 70V69H255ZM23 71V70H22ZM30 71V70H29ZM48 71V70H47ZM124 71V70H123ZM134 71V70H133ZM139 71V70H138ZM240 71H241V69H240ZM246 71V70H245ZM261 71V70H260ZM5 72V71H4ZM8 72V71H7ZM20 72V71H19ZM51 72H53V71H51ZM56 72V71H55ZM54 72V73H55ZM78 72V71H77ZM82 72V71H81ZM86 72V71H85ZM95 72V71H94ZM242 72V71H241ZM3 73V72H2ZM40 73V72H39ZM43 73V72H42ZM47 73V72H46ZM58 73H59V71H58ZM71 73V72H70ZM69 73V74H70ZM73 73V72H72ZM72 73H71V75H72ZM75 73V72H74ZM98 73V72H97ZM220 73V72H219ZM225 73V72H224ZM9 74V73H8ZM19 74V73H18ZM17 74V75H18ZM20 74H22L21 72H20ZM26 74V73H25ZM37 74V73H36ZM52 74V73H51ZM85 74V73H84ZM87 74V73H86ZM188 74V73H187ZM222 74V73H221ZM236 74V73H235ZM3 75V74H2ZM11 75V74H10ZM43 75V74H42ZM42 75H39L40 77L42 76ZM47 75V74H46ZM70 75V76H71ZM135 75V74H134ZM134 75H132V76H134ZM217 75V74H216ZM246 75H247V73H246ZM6 76V75H5ZM22 76V75H21ZM51 76V75H50ZM49 76V77H50ZM54 76V75H53ZM60 75H56V77H53V78H55V80H57V82H59L60 84L59 85H54V81H53V86H52V84H51V79L50 78H47V79H45V80H41V82H39L38 84H36V85H34L33 87H31L32 85H31V83H30V86L28 85V87L26 86V87H22V85H20L21 86V88L19 89V91H18V93H15V92H13V91H11V89H9L8 91H7V93H9L11 96H15V97H21L22 99H24L25 100V102H27V101H35V100H37V99H39V97L41 96V98H42V100H43V98L44 99H46L47 100V102H48V100H49V102L51 103V104H58L60 101H61V99L65 96V95H67L70 91H69V88L67 87V82H65V81H62V78H60L59 77ZM89 76V75H88ZM91 76V75H90ZM92 76H93V74H92ZM97 76V75H96ZM131 76V75H130ZM190 76V75H189ZM197 76H198V74H197ZM227 76V75H226ZM225 76V77H226ZM257 76V75H256ZM256 76H255V78H256ZM12 77V76H11ZM19 77H20V75H19ZM29 77V76H28ZM35 77H36V75H35ZM37 77H38V75H37ZM47 77V76H46ZM69 77V76H68ZM84 77V76H83ZM83 77H76L75 78V80H76V82H75V89H76V91L80 94L81 93V95L83 94V92H87V90H90V83L87 81V80H85V78H83ZM127 77V76H126ZM192 77V76H191ZM202 77H204V76H202ZM206 77V76H205ZM233 77V76H232ZM250 77V76H249ZM30 78V77H29ZM52 78V77H51ZM136 78V77H135ZM236 78V77H235ZM248 78V77H247ZM262 78V77H261ZM9 79V78H8ZM22 79V78H21ZM74 79V78H73ZM73 79H71V80H73ZM131 79V78H130ZM186 79H187V76H186ZM254 79V78H253ZM258 79V78H257ZM263 79V78H262ZM261 79V80H262ZM24 80V79H23ZM35 80H38V78L37 79H35ZM52 80H54V79H52ZM63 80H65L64 78H63ZM190 80V79H189ZM203 80V79H202ZM241 80V79H240ZM173 81H174V79H173ZM182 81V80H181ZM191 81H192V79H191ZM225 81V80H224ZM252 81V80H251ZM25 82V81H24ZM27 82V81H26ZM33 82V81H32ZM73 82V81H72ZM130 82V81H129ZM138 82V81H137ZM203 82V81H202ZM226 82V81H225ZM230 82V81H229ZM228 82V83H229ZM240 82V81H239ZM246 82V81H245ZM253 82V81H252ZM36 83V82H35ZM74 83V82H73ZM132 83V82H131ZM144 83V82H143ZM173 83V82H172ZM189 83V82H188ZM208 83V82H207ZM214 83V82H213ZM242 83V82H241ZM240 83V84H241ZM248 83H250L249 82V80H248V82H247V84ZM263 83H264V81H263ZM4 84V83H3ZM17 84V83H16ZM194 84V83H193ZM226 84H227V82H226ZM258 84H259V82H258ZM18 85V84H17ZM24 85H27V84H24ZM148 85V84H147ZM154 85V84H153ZM157 85V84H156ZM155 85V86H156ZM230 85V84H229ZM228 85V86H229ZM262 85V84H261ZM2 86V85H1ZM12 86H13V83H12ZM132 86V87H131ZM141 86V85H140ZM181 86V85H180ZM179 86V87H180ZM221 86V85H220ZM253 86V85H252ZM252 86H251V89H252ZM258 86V85H257ZM17 87H19V86H17ZM96 87V86H95ZM137 87V86H136ZM143 87V86H142ZM141 87V88H142ZM151 87V86H150ZM92 88V87H91ZM262 88V87H261ZM7 89H8V86H7ZM96 89V88H95ZM145 89V88H144ZM154 89V88H153ZM156 89V88H155ZM183 89V88H182ZM206 89V88H205ZM248 89V88H247ZM93 90V89H92ZM91 90V91H92ZM157 90V89H156ZM185 90V89H184ZM209 90V89H208ZM218 90V89H217ZM1 91V90H0ZM17 91V90H16ZM96 92L98 91V90H95ZM187 91V90H186ZM192 91V90H191ZM206 91V90H205ZM225 91V90H224ZM227 91V90H226ZM230 91V90H229ZM264 91V90H263ZM95 92V93H96ZM99 92V91H98ZM97 92V93H98ZM194 92V91H193ZM232 92V91H231ZM5 93V92H4ZM78 93H76V94H78ZM161 93V92H160ZM166 93V92H165ZM168 93V92H167ZM173 93V92H172ZM203 93H205V92H203ZM213 93V92H212ZM228 93V92H227ZM239 93V92H238ZM244 93V92H243ZM248 93V92H247ZM251 93V92H250ZM259 93V92H258ZM8 94V95H9ZM78 94V95H79ZM89 94V93H88ZM100 93H98L97 95H99ZM143 94V93H142ZM151 94V93H150ZM194 94V93H193ZM221 94V93H220ZM237 94V93H236ZM252 94V93H251ZM264 94V93H263ZM2 95V94H1ZM81 95H79V96H81ZM94 95V94H93ZM96 95V96H97ZM159 95V94H158ZM196 95V94H195ZM219 95V94H218ZM243 95V94H242ZM261 95V94H260ZM7 96V95H6ZM95 96V95H94ZM151 96V95H150ZM163 96V95H162ZM161 96V97H162ZM175 96V95H174ZM188 96V95H187ZM198 96V95H197ZM196 96V97H197ZM202 96V95H201ZM213 96H215V95H213ZM230 96V95H229ZM240 96V95H239ZM238 96V97H239ZM244 96V95H243ZM8 97V96H7ZM91 97V96H90ZM170 97V96H169ZM208 97V96H207ZM217 97V96H216ZM221 97V96H220ZM227 97V96H226ZM233 97V96H232ZM232 97H231V99H232ZM260 97V96H259ZM12 98V97H11ZM81 98V97H80ZM82 98H84V97H82ZM158 98V97H157ZM213 98V97H212ZM240 98H241V96H240ZM248 98H250V96H248ZM255 98V97H254ZM257 98V97H256ZM2 99V98H1ZM10 99V98H9ZM19 99V98H18ZM67 99V98H66ZM76 99V98H75ZM133 99V100H132ZM144 99H145V97H144ZM180 99V98H179ZM196 99V98H195ZM236 99V98H235ZM238 99V98H237ZM8 100V99H7ZM21 100V99H20ZM78 100V99H77ZM91 100V99H90ZM96 100V99H95ZM163 100V99H162ZM168 100V99H167ZM181 100H182V98H181ZM252 100V99H251ZM260 100V99H259ZM79 101V100H78ZM101 101H100V103H101ZM133 101V102H132ZM195 101V100H194ZM229 101V100H228ZM234 101V100H233ZM242 101V100H241ZM71 102V101H70ZM90 102V101H89ZM151 102V101H150ZM156 102V101H155ZM172 102V101H171ZM192 102V101H191ZM204 102V101H203ZM225 102H226V99H225ZM238 103H239V101H237ZM256 102V101H255ZM254 102V103H255ZM29 103V102H28ZM27 103V104H28ZM49 103V104H50ZM91 103V102H90ZM132 103H133V105H132ZM136 103V102H135ZM139 103H136V105L138 104L139 105ZM218 103V102H217ZM216 103V104H217ZM221 103V102H220ZM3 104V103H2ZM45 104H47V103H45ZM95 104V103H94ZM226 104V103H225ZM229 104V103H228ZM246 104V103H245ZM248 104V103H247ZM25 105V104H24ZM85 105V104H84ZM91 105V104H90ZM159 105V104H158ZM169 105V104H168ZM50 106V105H49ZM61 106V105H60ZM165 106V105H164ZM173 106V105H172ZM222 106H223V104H222ZM230 106V105H229ZM235 106H236V104H235ZM249 106H250V104H249ZM252 106V105H251ZM22 107V106H21ZM27 107V106H26ZM64 107V106H63ZM66 107V106H65ZM72 107V106H71ZM75 107V106H74ZM79 107V106H78ZM95 107V106H94ZM98 107V106H97ZM136 106H134V108H135ZM152 107H154V106H152ZM206 107V106H205ZM245 107H246V105H245ZM244 107V108H245ZM253 107V106H252ZM251 107V108H252ZM255 107V106H254ZM14 108V107H13ZM24 108V107H23ZM22 108V109H23ZM53 108V107H52ZM87 108V107H86ZM88 108H90V107H88ZM151 108V107H150ZM161 108V107H160ZM181 108V107H180ZM184 108V107H183ZM186 108V107H185ZM204 108V107H203ZM221 108V107H220ZM229 108V107H228ZM250 108V107H249ZM1 109V108H0ZM32 109V108H31ZM91 109V108H90ZM98 109V108H97ZM137 109H138V107H137ZM208 109V108H207ZM231 109V108H230ZM240 109V108H239ZM256 109V108H255ZM2 110V109H1ZM72 110V109H71ZM74 110V109H73ZM84 110H85V108H84ZM83 110V111H84ZM146 110V109H145ZM156 110V109H155ZM154 109L153 110H151V111H155ZM168 110V109H167ZM174 110V109H173ZM178 110V109H177ZM197 110V109H196ZM195 110V111H196ZM203 110V109H202ZM226 110V109H225ZM264 110V109H263ZM25 111V110H24ZM37 111V110H36ZM133 111H135V109L133 110ZM139 111V110H138ZM142 111V110H141ZM141 111H139V112H141ZM159 111V110H158ZM157 111V112H158ZM184 111V110H183ZM217 111V110H216ZM219 111H220V109H219ZM246 111V110H245ZM249 111H251V110H249ZM14 112V111H13ZM44 112V111H43ZM62 112V111H61ZM71 112V111H70ZM80 112H81V110H80ZM90 112V111H89ZM95 109H94V111H92L91 113H92V115L94 114L95 115V120H99V119H97L96 117H97V115L99 114L97 111L95 112ZM139 112H138V119H136V118H133V119H135V120H138L139 121V124H137L135 127H134V138L136 139V140H139L140 142H138V144H137V146L134 144V145H129L130 143H128L127 141L126 142H122V139H121V141L118 139L119 137H116L115 135H113V136H111V135H107L106 134V136L104 135V140H103V142H104V144L108 147V150L110 151V150H112V153H113V151H114V153L116 152L115 150H117V149H119V150H121L122 151V153L123 154H125L127 157H128V159L127 160H129L128 162H127V164L130 162V164L129 165H126L127 167V171H128V173H129V176H132V178L133 177H135V178H139V182H140V180H145V179H149V178H153V177H163L162 175L164 174V173H162V172H159V170H158V168H160V167H158L159 166V164H158V162L156 163V161H155V159L153 158L154 156H151V154H150V152H149V150H150V148L149 147H146V148H141V146L140 145H145L146 144V140H148V139H150L149 141H151V137L149 138V130L147 131L146 129H148L149 128V125H150V123H149V121H148V118H147V116H145V117H143V116H139L140 114H139ZM146 112H147V110H146ZM146 112L145 113H143V114H145L146 115ZM163 112H164V110H163ZM162 112V113H163ZM189 112V111H188ZM222 112V111H221ZM220 112V113H221ZM231 112H232V109H231ZM237 111H235V113H236ZM244 112V111H243ZM255 112V111H254ZM49 113V112H48ZM63 113V112H62ZM85 113H86V111H85ZM142 113V112H141ZM150 113V110H149V112H148V114ZM152 113V112H151ZM178 113H180V112H178ZM214 113V112H213ZM241 113H242V111H241ZM260 113H261V111H260ZM46 114V113H45ZM53 114V113H52ZM75 114H76V112H75ZM90 114V113H89ZM97 114V115H96ZM153 114V113H152ZM155 114V113H154ZM158 114V113H157ZM239 114V113H238ZM23 115V114H22ZM51 115V114H50ZM120 115H118V116H120ZM135 116H136V114H134ZM142 115V114H141ZM163 115V114H162ZM178 115V114H177ZM182 115V114H181ZM201 115V114H200ZM205 115H206V113H205ZM228 115H229V113H228ZM241 115V114H240ZM253 115V114H252ZM263 115V114H262ZM9 116V115H8ZM79 116H80V113H79ZM84 116V115H83ZM122 116V117H123ZM135 116H133V117H135ZM150 116H152V115H150ZM189 116V115H188ZM208 116V115H207ZM216 116V115H215ZM221 116V115H220ZM71 117V116H70ZM76 117V116H75ZM140 117H142L141 119H140ZM159 117V114H158V116H157V118ZM163 117V116H162ZM199 117V116H198ZM223 117V116H222ZM246 117V116H245ZM248 117V116H247ZM94 118V117H93ZM153 118H155L154 116H153ZM179 118V117H178ZM181 118V117H180ZM200 118V117H199ZM212 118V117H211ZM220 118V117H219ZM229 118V117H228ZM236 118V117H235ZM250 118V117H249ZM67 119V118H66ZM82 119V118H81ZM91 119H92V117H91ZM120 119V118H119ZM123 119V118H122ZM128 119H130V120H128ZM161 119V118H160ZM175 119H176V117H175ZM182 119V118H181ZM190 119V118H189ZM208 119V118H207ZM63 120V119H62ZM80 120V119H79ZM85 120H87V119H85ZM89 120V119H88ZM151 120V119H150ZM158 120V119H157ZM163 120V119H162ZM174 120V119H173ZM173 120L171 121V123H174L173 122ZM186 120V119H185ZM220 120H222V119H220ZM236 120V119H235ZM245 120V119H244ZM4 121V120H3ZM60 121V120H59ZM94 121V120H93ZM120 121V120H119ZM126 121H124V123L126 122ZM133 121V120H132ZM131 121V122H132ZM156 121V120H155ZM198 121H199V119H198ZM224 121V120H223ZM241 121V120H240ZM239 121V122H240ZM251 121V120H250ZM253 121V120H252ZM10 122V121H9ZM13 122V121H12ZM68 122V121H67ZM77 122H79V121H77ZM159 122V121H158ZM158 122H154L155 124H157ZM162 122H164V121H162ZM161 122V123H162ZM170 122V121H169ZM176 122V121H175ZM206 122V121H205ZM220 122V121H219ZM230 122V121H229ZM234 122V121H233ZM257 122V121H256ZM5 123H6V121H5ZM38 123V122H37ZM152 123H153V121H152ZM152 124V125H155V124ZM165 123H166V121H165ZM171 123H170V125L169 124H167V125H165L164 127H161V128H158V130H157V132H155L154 134H151V135H154L155 136V142H153L152 143V145H148V143L146 144V145H148V146H154V145H156V146H158V147H160V148H162V147H164L165 145H166V143L169 141H171V140H173L172 142H174V140H179V139H181L183 136H182V131L183 130H181V128L182 127H180V125H177L176 123H175V125L173 124V125H171ZM185 123V122H184ZM183 123V124H184ZM222 123V122H221ZM228 123V122H227ZM244 123V122H243ZM57 124V123H56ZM97 124V123H96ZM120 124H122V123H120ZM135 124V123H134ZM162 124H164V123H162ZM161 124V125H162ZM178 124H179V122H178ZM188 124V123H187ZM186 124V125H187ZM192 124V123H191ZM234 124V123H233ZM238 124V123H237ZM248 124V123H247ZM257 124V123H256ZM102 125V124H101ZM104 125V126H105ZM124 125V124H123ZM132 125H133V123H132ZM158 125V124H157ZM156 125V126H157ZM195 125V124H194ZM249 125H251V123L249 124ZM260 125V124H259ZM2 126V125H1ZM57 126V125H56ZM56 126H55V128H56ZM70 126V125H69ZM77 126V125H76ZM92 126H94V125H92ZM114 126V125H113ZM112 126V127H113ZM117 126V125H116ZM126 126V125H125ZM124 126V127H125ZM154 127V128H157V127ZM199 126V125H198ZM215 126V125H214ZM225 126H226V124H225ZM234 126V125H233ZM253 126V125H252ZM73 127V126H72ZM98 127V126H97ZM101 127V126H100ZM107 127V131H108V129H111V130H113L112 129V127H110V126H106ZM109 127V128H108ZM119 127H120V125H119ZM132 127V126H131ZM132 127V128H133ZM148 127V128H147ZM159 127V126H158ZM184 128H185V126H183ZM212 127V126H211ZM217 127V126H216ZM220 127V126H219ZM232 127V126H231ZM241 127H243V125L242 126H240V128ZM246 127V126H245ZM257 127V126H256ZM261 127V126H260ZM49 128H51V126L49 127ZM67 128V127H66ZM90 128V127H89ZM103 128V127H102ZM101 128V129H102ZM151 128V127H150ZM223 128V127H222ZM227 128V127H226ZM244 128V127H243ZM248 128V127H247ZM68 129V128H67ZM95 129V128H94ZM100 129V130H101ZM104 129V128H103ZM152 129H153V127H152ZM195 129V128H194ZM197 129V128H196ZM210 129V128H209ZM220 129V128H219ZM229 129V128H228ZM42 130V129H41ZM48 130V129H47ZM46 130V131H47ZM72 130V129H71ZM98 130V129H97ZM128 130V128L126 129V131ZM199 130V129H198ZM202 130V129H201ZM203 130H205V129H203ZM224 130V129H223ZM234 130V129H233ZM235 130H236V128H235ZM10 131V130H9ZM18 131V130H17ZM27 131V130H26ZM91 131V130H90ZM93 131V130H92ZM104 131V130H103ZM115 131V130H114ZM151 132L152 131H154V129L153 130H150ZM156 131V130H155ZM191 131H194V130H191ZM221 131V130H220ZM245 131V130H244ZM15 132V131H14ZM28 132V131H27ZM34 132V131H33ZM36 132V131H35ZM52 132V131H51ZM54 132V131H53ZM57 132V131H56ZM65 132V131H64ZM82 132V131H81ZM85 132V131H84ZM94 132V131H93ZM96 132V131H95ZM98 132V131H97ZM102 132V131H101ZM106 132V131H105ZM120 132V131H119ZM127 132H129V131H127ZM126 132V133H127ZM201 132V131H200ZM208 132V131H207ZM218 132V131H217ZM224 132V131H223ZM236 132V131H235ZM251 132V131H250ZM264 132V131H263ZM19 133V132H18ZM30 133V132H29ZM69 133V132H68ZM73 133V132H72ZM111 133V132H110ZM130 133V132H129ZM196 133V132H195ZM213 133V132H212ZM221 133V132H220ZM241 133V132H240ZM14 134V133H13ZM55 134H57V133H55ZM82 134V133H81ZM84 134V133H83ZM116 134V133H115ZM200 134V133H199ZM244 134H245V132H244ZM19 135V134H18ZM43 135V134H42ZM51 135V134H50ZM86 135V134H85ZM99 135V134H98ZM123 135V134H122ZM129 135H131V133L129 134ZM133 135V134H132ZM190 135V134H189ZM198 135V134H197ZM202 135H204V134H202ZM206 135V134H205ZM215 135H216V133H215ZM225 134H223V136H224ZM229 135H230V132H229ZM251 135V134H250ZM259 135V134H258ZM22 136V135H21ZM30 136V135H29ZM35 136V135H34ZM59 136V135H58ZM66 136V135H65ZM76 136V135H75ZM78 136V135H77ZM90 136V135H89ZM101 136V135H100ZM146 136L148 137V139L146 138ZM186 136V135H185ZM194 136V135H193ZM209 136V135H208ZM207 136V137H208ZM7 137V136H6ZM31 137H33V136H31ZM36 137H37V135H36ZM82 137V136H81ZM86 137H87V135H86ZM121 137V136H120ZM129 137V136H128ZM228 137V136H227ZM235 137V136H234ZM256 137V136H255ZM261 137V136H260ZM13 138V137H12ZM15 138H17V136L15 137ZM19 138V137H18ZM54 138V137H53ZM82 138H84V137H82ZM102 138V137H101ZM100 138V139H101ZM131 138V137H130ZM129 138V139H130ZM144 138H145V140H144ZM189 138H191V137H189ZM225 138V137H224ZM248 138V137H247ZM14 139V138H13ZM22 140H23V138H21ZM30 139V138H29ZM34 139V138H33ZM42 139V138H41ZM62 139H64L63 137H62ZM76 139V138H75ZM86 139V138H85ZM84 139V140H85ZM92 139V138H91ZM215 139V138H214ZM227 139H229V138H227ZM255 139H257V138H255ZM9 140H10V138H9ZM18 140V139H17ZM27 140V139H26ZM25 140V141H26ZM53 140V139H52ZM66 140V139H65ZM74 140V139H73ZM78 140V139H77ZM77 140H76V142H77ZM83 140V139H82ZM81 140V141H82ZM88 140V139H87ZM93 140H94V138H93ZM136 140H133V141H136ZM202 140H203V138H202ZM210 140V139H209ZM225 139H223L222 141H224ZM29 141V140H28ZM34 141V140H33ZM36 141V140H35ZM34 141V142H35ZM95 141V140H94ZM102 141V140H101ZM188 141V140H187ZM198 141H200V140H198ZM208 141V140H207ZM211 141V140H210ZM209 141V142H210ZM217 141H218V139H217ZM216 141V142H217ZM221 141V142H222ZM230 141V140H229ZM234 141V140H233ZM232 141V142H233ZM239 141V140H238ZM245 141V140H244ZM243 141V142H244ZM17 142V141H16ZM39 142H41V141H38V143ZM56 142H57V140H56ZM62 142V141H61ZM67 142V141H66ZM89 142V141H88ZM100 142V141H99ZM131 142H132V138H131ZM191 142V141H190ZM231 142V141H230ZM247 142V141H246ZM2 143V142H1ZM15 143V142H14ZM48 143V142H47ZM83 143V142H82ZM91 143V142H90ZM134 143V142H133ZM176 143V142H175ZM183 143H184V141H183ZM200 143V142H199ZM211 143H213V142H211ZM215 143V142H214ZM237 143V142H236ZM249 143V142H248ZM254 143V142H253ZM252 143V144H253ZM19 144V143H18ZM37 144V143H36ZM49 144V143H48ZM66 144H68V143H66ZM80 144V143H79ZM86 144V143H85ZM87 144H89V143H87ZM101 144V143H100ZM227 144H229V143H227ZM238 144V143H237ZM236 144V145H237ZM3 145V144H2ZM5 145H7V146H9L8 144H5ZM5 145H3V147L5 146ZM11 145V144H10ZM31 145V144H30ZM33 145H35V144H32V146ZM52 145V144H51ZM70 145V144H69ZM82 145V144H81ZM80 145V146H81ZM104 145V146H105ZM183 145V144H182ZM217 145V144H216ZM215 145V146H216ZM224 145V144H223ZM247 145V144H246ZM249 146H250V144H248ZM255 145V144H254ZM253 145V146H254ZM74 146V145H73ZM101 146H103V145H101ZM103 147V148H106V150H107V147ZM156 146H154V147H156ZM172 146H173V144H172ZM192 146V145H191ZM210 146H211V144H210ZM221 146H222V144H221ZM227 146V145H226ZM229 146V145H228ZM235 146V145H234ZM239 146H241V145H239ZM258 146H259V144H258ZM257 146V147H258ZM76 147V146H75ZM99 147V146H98ZM166 147H167V145H166ZM165 147V148H166ZM180 147V146H179ZM195 147V146H194ZM202 147V146H201ZM217 147V146H216ZM215 147V148H216ZM2 148V147H1ZM14 148V147H13ZM17 148V147H16ZM22 148V147H21ZM31 148V147H30ZM46 148H48V147H46ZM70 148V147H69ZM78 148V147H77ZM198 148V147H197ZM197 148H196V150H197ZM204 148V147H203ZM250 148V147H249ZM248 148V149H249ZM261 149L259 150V154L261 155H263L264 154V148H262V147H260ZM33 149V148H32ZM39 149H40V146H39ZM64 149H65V147H64ZM75 149V148H74ZM93 149V148H92ZM100 149V148H99ZM149 149V150H148ZM192 150L191 151H193V147L191 148ZM199 149V148H198ZM204 149H206V147L204 148ZM242 149V148H241ZM244 149V148H243ZM256 149H258V148H256ZM3 150H5V149H3ZM28 150V149H27ZM44 150V149H43ZM72 150V149H71ZM70 150V151H71ZM84 150V149H83ZM106 150H104L105 151V153H106ZM190 150V149H189ZM188 150V151H189ZM226 150V148L225 149H223V147L221 148L220 146H218V148H216L214 151H215V155L217 154V155H219V156H221V157H224L225 159L224 160H229V158H231L233 155L234 156H236L237 155V153L239 154V152H236L235 150V147H234V151L233 152H231V153H234V154H232L231 155V153H230V151L229 152H227V151H225ZM231 150H232V148H231ZM238 150V149H237ZM18 151H21V149L20 150H18ZM204 151V150H203ZM239 151V150H238ZM244 151H245V149H244ZM243 151V152H244ZM253 151V150H252ZM5 152V151H4ZM7 152V151H6ZM13 152V151H12ZM25 152V151H24ZM42 152V151H41ZM40 152V153H41ZM101 152V151H100ZM160 152H162V150L160 151ZM193 152H195V150L193 151ZM209 152V151H208ZM212 152V151H211ZM255 152H257V151H255ZM3 153V152H2ZM9 153V152H8ZM35 153V152H34ZM47 153H49V152H47ZM102 153V152H101ZM111 153V152H110ZM151 153H153V152H151ZM185 153V152H184ZM201 153V152H200ZM205 153H206V151H205ZM236 153V154H235ZM11 154H13V153H11ZM24 154V153H23ZM23 154H21V155H23ZM26 154V153H25ZM52 154V153H51ZM65 154V153H64ZM75 154V153H74ZM160 154V153H159ZM199 154V153H198ZM253 154V153H252ZM255 154V153H254ZM20 155V156H21ZM37 155V154H36ZM56 155V154H55ZM76 155V154H75ZM79 155V154H78ZM91 155V154H90ZM100 155V154H99ZM110 155V154H109ZM207 155V154H206ZM245 155H246V153H245ZM250 155V154H249ZM5 156V155H4ZM7 156V155H6ZM15 156V155H14ZM24 156H26V155H24ZM39 156V155H38ZM38 156H37V158H38ZM51 156V155H50ZM57 156V155H56ZM111 156V155H110ZM121 156V155H120ZM159 156V155H158ZM165 156V155H164ZM171 156V155H170ZM181 156V155H180ZM202 156V155H201ZM219 156H218V158H219ZM233 156V157H234ZM241 156V155H240ZM42 157H44V156H42ZM54 157V156H53ZM76 157V156H75ZM79 157H82V156H79ZM86 157V156H85ZM91 157V156H90ZM114 157V156H113ZM125 157V156H124ZM182 157H183V155H182ZM185 157V156H184ZM192 157V156H191ZM206 157V156H205ZM232 157V158H233ZM236 157H238V156H236ZM245 157V156H244ZM243 157V158H244ZM247 157H248V155H247ZM260 157V156H259ZM263 157V156H262ZM7 158V157H6ZM12 158H13V156H12ZM26 158V157H25ZM36 158V157H35ZM45 158V157H44ZM51 158V157H50ZM66 158V157H65ZM111 158V157H110ZM115 158V157H114ZM186 158V157H185ZM208 158V157H207ZM213 158H215L214 156H213ZM239 158V157H238ZM237 158V159H238ZM261 158V157H260ZM259 158V159H260ZM3 159V158H2ZM22 159V158H21ZM78 159V158H77ZM84 159V158H83ZM97 159H99V158H97ZM159 158H157L156 160H158ZM173 159V158H172ZM183 159V158H182ZM190 159V158H189ZM188 159V160H189ZM216 159V158H215ZM214 159V160H215ZM258 159V158H257ZM1 160V159H0ZM37 160V159H36ZM41 160V159H40ZM63 160V159H62ZM73 160H74V158H73ZM72 160V161H73ZM88 160H89V158H88ZM87 160V161H88ZM104 160V159H103ZM111 160V159H110ZM179 160V159H178ZM202 160V159H201ZM203 160H206V159H203ZM208 160V159H207ZM213 160V161H214ZM240 160H242L241 158H240ZM251 160V159H250ZM256 160V159H255ZM261 160V159H260ZM7 161V160H6ZM31 160H29V162H30ZM67 162H68V160H66ZM75 161V160H74ZM80 161V160H79ZM82 161V160H81ZM92 161V160H91ZM159 161V160H158ZM165 161V160H164ZM186 161V160H185ZM194 161V160H193ZM232 161V160H231ZM235 161H237V160H235ZM234 161V162H235ZM258 161V160H257ZM1 162V161H0ZM29 162H28V165H30L29 164ZM54 162V161H53ZM89 162V161H88ZM118 162V161H117ZM125 162V161H124ZM173 162H175V161H173ZM179 162V161H178ZM218 162V161H217ZM223 162V161H222ZM225 162H227V161H225ZM240 162H242V161H240ZM246 162V161H245ZM263 162V161H262ZM9 163H10V161H9ZM36 163V162H35ZM38 163V162H37ZM40 163V162H39ZM43 163V162H42ZM63 163V162H62ZM69 163H70V160H69ZM80 163V162H79ZM85 163V162H84ZM93 163H95V162H93ZM111 163V162H110ZM113 163V162H112ZM170 163V162H169ZM181 163V162H180ZM201 163V162H200ZM203 163V162H202ZM210 163V162H209ZM238 163V162H237ZM256 163V162H255ZM261 163V162H260ZM51 164V163H50ZM66 164V163H65ZM68 164V163H67ZM95 164H97V163H95ZM94 164V165H95ZM106 164V163H105ZM162 164V163H161ZM160 164V165H161ZM165 164V163H164ZM177 164V163H176ZM196 164V163H195ZM199 164V163H198ZM205 164V163H204ZM232 164V163H231ZM248 164V163H247ZM246 164V165H247ZM250 164V163H249ZM2 165H5V162H4V164H2ZM6 165H7V163H6ZM10 165V164H9ZM21 165L23 166L24 164H22L21 163ZM32 165H34V164H32ZM39 165V164H38ZM40 165H41V163H40ZM44 164H42V166H43ZM60 165V164H59ZM63 165V164H62ZM88 166H89V163L87 164ZM91 165H93V164H91ZM90 165V166H91ZM121 165V164H120ZM172 165V164H171ZM178 165H179V163H178ZM181 165V164H180ZM185 165V164H184ZM215 165H217V164H215ZM219 165V164H218ZM221 165V164H220ZM226 165V164H225ZM229 165V164H228ZM234 165H235V163H234ZM259 165V164H258ZM262 165H264V164H262ZM11 166L13 167V165L11 164ZM22 166H20V173L18 174V177H19V175H23V176H25L26 177V172L29 170H25L24 171V167H23V169L21 168ZM47 166V165H46ZM52 166V165H51ZM70 166V165H69ZM72 166V165H71ZM100 166V165H99ZM108 166V165H107ZM123 166V165H122ZM125 166V165H124ZM162 166H164V165H162ZM182 166V165H181ZM194 166V165H193ZM197 166H199V165H197ZM202 166V165H201ZM207 166V165H206ZM241 166V165H240ZM255 166V165H254ZM259 166H261V164L259 165ZM27 167V166H26ZM32 167V166H31ZM31 167H29L30 169H31ZM35 167H37V166H35ZM39 167H41V166H39ZM39 167H37L38 169H39ZM48 167V166H47ZM62 167V166H61ZM66 167H67V165H66ZM73 167V166H72ZM81 167V166H80ZM97 167V166H96ZM108 167H110V166H108ZM111 167H112V165H111ZM116 167V166H115ZM114 167V168H115ZM121 167V166H120ZM165 167V166H164ZM172 167V166H171ZM170 167V168H171ZM174 167V166H173ZM220 167V166H219ZM224 167V166H223ZM245 167V166H244ZM243 167V168H244ZM251 167V166H250ZM257 167V166H256ZM264 167V166H263ZM43 168V167H42ZM41 168V169H42ZM64 168V167H63ZM107 168V167H106ZM194 168V167H193ZM192 168V169H193ZM197 168V167H196ZM206 168V167H205ZM253 168V167H252ZM5 168H3V170H4ZM22 169V170H21ZM26 169V168H25ZM33 170H34V168H32ZM41 169H40V171H41ZM68 169V168H67ZM70 169V168H69ZM87 169V168H86ZM96 169V168H95ZM94 169V170H95ZM166 168H164V170H165ZM169 169V168H168ZM207 169V168H206ZM209 169V168H208ZM238 169V168H237ZM245 169V168H244ZM257 169H259V167L257 168ZM2 170V171H3ZM59 170V169H58ZM65 170V169H64ZM80 170V169H79ZM83 170V169H82ZM100 170V169H99ZM108 170H110V168L108 169ZM112 170V169H111ZM110 170V171H111ZM115 170V169H114ZM113 170V171H114ZM117 170V169H116ZM122 170V169H121ZM176 170V169H175ZM203 170H204V168H203ZM219 170V169H218ZM5 171V170H4ZM8 171V170H7ZM11 171V170H10ZM15 171V170H14ZM14 171H13V173H14ZM87 171H88V169H87ZM106 171V170H105ZM125 171V170H124ZM171 171V170H170ZM173 171V170H172ZM210 171V170H209ZM209 171H207V172H209ZM215 171V170H214ZM224 171V170H223ZM226 171H228V170H226ZM233 171V170H232ZM231 171V172H232ZM240 171V170H239ZM249 171V170H248ZM253 171V170H252ZM263 171V168H262V170L260 171V172H262ZM6 172V171H5ZM12 172V171H11ZM10 172V173H11ZM35 172V171H34ZM46 172V171H45ZM44 172V173H45ZM56 172V171H55ZM58 172V171H57ZM61 172V171H60ZM67 172V171H66ZM66 172H65V174H66ZM70 172V171H69ZM80 172V171H79ZM86 172V171H85ZM91 172V171H90ZM92 172H94V171H92ZM103 172H104V170H103ZM112 172V171H111ZM115 172V171H114ZM164 172V171H163ZM167 172V171H166ZM175 172V171H174ZM190 172H191V168H190ZM197 172V171H196ZM199 172V171H198ZM211 172V171H210ZM245 172H246V170H245ZM255 172V171H254ZM254 172H252V173H254ZM258 172H259V170H258ZM17 173V172H16ZM30 173V172H29ZM38 173H39V171H38ZM37 173V174H38ZM43 173V174H44ZM47 173V172H46ZM72 173V172H71ZM108 173V172H107ZM127 173V174H128ZM171 173V172H170ZM170 173L168 174V177H169V175H170ZM187 173V172H186ZM212 173V172H211ZM215 173V172H214ZM230 173V172H229ZM236 173H237V171H236ZM28 174V173H27ZM77 174V173H76ZM79 174V173H78ZM81 174V173H80ZM88 174V173H87ZM94 174H95V172H94ZM94 174H93V177H94ZM98 174V173H97ZM118 174V173H117ZM166 174V173H165ZM178 174L180 175V173L178 172ZM194 174V173H193ZM197 175H198V173H196ZM235 174V173H234ZM234 174H232V176L234 175ZM240 174V173H239ZM255 174H257V173H255ZM260 174H264V173H260ZM259 174V175H260ZM21 175V177H23ZM34 175V174H33ZM90 175H92V173L90 174ZM89 175V176H90ZM99 175V174H98ZM106 175V174H105ZM122 175H123V173H122ZM191 175H192V173H191ZM190 175V176H191ZM195 175V174H194ZM203 175V174H202ZM209 175H210V173H209ZM214 175V174H213ZM217 175V174H216ZM236 175V174H235ZM245 175V174H244ZM11 176V175H10ZM38 176H40V175H38ZM67 176V175H66ZM73 176V175H72ZM100 176H101V174H100ZM110 176V175H109ZM119 176V175H118ZM186 176V175H185ZM193 176V175H192ZM201 176V175H200ZM224 176H226V175H224ZM223 176V177H224ZM230 176H231V174H230ZM240 176H241V174H240ZM247 176H249V175H247ZM256 176V175H255ZM5 177H7V175L5 176ZM20 177V178H21ZM27 177H29V176H27ZM34 177V176H33ZM51 177V176H50ZM59 177V176H58ZM93 177H91L92 179H93ZM97 177V176H96ZM114 177V176H113ZM120 177V176H119ZM119 177H117V178H119ZM167 177V176H166ZM167 177V178H168ZM176 177H178V176H176ZM197 177V176H196ZM195 177V178H196ZM203 177V176H202ZM205 177V176H204ZM208 177V176H207ZM210 177H214V176H210ZM233 177H235V176H233ZM246 177V176H245ZM244 177V178H245ZM258 177V176H257ZM263 177V176H262ZM261 177V178H262ZM4 178V177H3ZM15 177L13 176V179H14ZM31 178V177H30ZM36 178H38L37 176H36ZM84 178V177H83ZM90 178V179H91ZM101 178H104L103 176H101ZM115 178V177H114ZM127 178H128V176H127ZM159 178V180H161ZM192 178V177H191ZM198 178V177H197ZM200 178V177H199ZM247 178V177H246ZM1 179V178H0ZM6 179H8V178H6ZM62 179V178H61ZM69 179H71V178H69ZM73 179V178H72ZM79 179V178H78ZM82 179V178H81ZM89 179V180H90ZM95 179V178H94ZM109 179V178H108ZM107 179V180H108ZM113 179V178H112ZM163 179V178H162ZM174 179V178H173ZM172 179V180H173ZM182 179V178H181ZM181 179H180V182H181ZM216 179V178H215ZM238 179H242V178H238ZM237 179V180H238ZM248 179V178H247ZM15 180H16V178H15ZM20 180H22V179H20ZM30 180H32V179H30ZM47 180H48V178H47ZM53 180V179H52ZM73 180H75V179H73ZM84 180H86V179H84ZM88 180V179H87ZM96 180V179H95ZM94 180V181H95ZM102 181H103V179H101ZM120 180V179H119ZM118 180V181H119ZM149 180H151V179H149ZM195 180V179H194ZM198 180V179H197ZM200 180L201 179H199V182H200ZM203 180H204V178H203ZM202 180V181H203ZM209 180V179H208ZM218 180V179H217ZM224 180H226V178L224 179ZM223 180V181H224ZM245 181H247L246 179H244ZM243 179H242V181H244ZM254 180H255V178H254ZM9 181V180H8ZM11 181V180H10ZM9 181V182H10ZM24 181V184H25V181H26V179L25 180H23ZM33 181V180H32ZM37 181H39V180H37ZM42 181V180H41ZM92 181V180H91ZM106 181V179L103 181V182H105ZM108 181H111V180H108ZM114 181V180H113ZM116 181V180H115ZM132 181V180H131ZM147 181V180H146ZM161 181H163V180H161ZM160 181V182H161ZM179 181V180H178ZM201 181V182H202ZM213 181V180H212ZM212 181H211V183H212ZM219 181V180H218ZM227 181V180H226ZM241 181V182H242ZM249 181V180H248ZM257 181V180H256ZM263 181H264V179H263ZM12 182V181H11ZM16 182V181H15ZM22 182V181H21ZM26 182H28V181H26ZM48 182V181H47ZM72 182V181H71ZM98 182H101V181H98ZM135 183L137 182V181H134ZM134 182H133V184H134ZM156 182H157V180H156ZM159 182V181H158ZM159 182V183H160ZM174 182H175V179H174ZM194 182H196V180L194 181ZM210 182V181H209ZM215 182V181H214ZM222 182V181H221ZM232 182V181H231ZM230 182V183H231ZM240 182V181H239ZM240 182V183H241ZM254 182V181H253ZM258 182V181H257ZM14 183V182H13ZM13 183H12V185H13ZM19 183V182H18ZM29 183V182H28ZM27 183V184H28ZM32 184H33V182H31ZM44 183V182H43ZM102 183V182H101ZM109 183V182H108ZM122 183V182H121ZM125 183V182H124ZM167 183V182H166ZM183 183V182H182ZM181 183V184H182ZM203 183V182H202ZM260 183H263L262 181L260 182L259 181V184ZM38 184V183H37ZM41 184V183H40ZM54 184V183H53ZM62 184V183H61ZM73 184V183H72ZM96 184H98V183H96ZM116 184V183H115ZM119 184V183H118ZM137 184V183H136ZM143 184V183H142ZM147 184V183H146ZM151 184V183H150ZM164 184V183H163ZM163 184H162V186H163ZM169 184V183H168ZM171 184V183H170ZM174 184V183H173ZM198 184V183H197ZM209 184V183H208ZM236 184V183H235ZM246 184V183H245ZM254 184H256V183H254ZM258 184V183H257ZM68 185V184H67ZM101 185V184H100ZM102 185H103V183H102ZM106 185V184H105ZM112 185V184H111ZM114 185V184H113ZM121 185V184H120ZM148 185V184H147ZM153 185V184H152ZM161 185V184H160ZM178 185V184H177ZM191 185V184H190ZM202 185V184H201ZM204 185V184H203ZM202 185V186H203ZM205 185H207V184H205ZM210 185V184H209ZM213 185H215V184H213ZM227 185V184H226ZM232 184H230V186H231ZM264 185V184H263ZM3 185H1V187H2ZM9 186H11V185H9ZM20 186V185H19ZM18 186V187H19ZM36 185L34 184V187H35ZM38 186V185H37ZM51 186V185H50ZM73 186V185H72ZM81 186H83V183H82V185ZM97 186V185H96ZM107 186V185H106ZM108 186H109V184H108ZM138 186V185H137ZM136 186V187H137ZM145 186V185H144ZM166 186V185H165ZM169 186V185H168ZM184 186V185H183ZM199 186V185H198ZM223 186V185H222ZM237 186H238V184H237ZM254 186V185H253ZM17 187V186H16ZM21 187V186H20ZM22 187H24L25 188V186H22ZM29 187V186H28ZM31 187V186H30ZM33 187V188H34ZM40 187H42L41 185H40ZM44 187V186H43ZM52 187V186H51ZM67 187V186H66ZM85 187H87V185L85 186ZM104 187V186H103ZM103 187H101V188H103ZM128 187V186H127ZM151 187V186H150ZM153 187V186H152ZM161 187V186H160ZM174 187V186H173ZM191 187V186H190ZM207 187V186H206ZM205 187V188H206ZM215 187V186H214ZM218 187V186H217ZM248 187V186H247ZM259 187V186H258ZM13 188V187H12ZM50 188V187H49ZM61 188V187H60ZM63 188H65V187H63ZM72 188V187H71ZM83 188V187H82ZM92 188V187H91ZM90 188V189H91ZM111 188V187H110ZM112 188H113V186H112ZM110 189V191L112 190V192H113V194H114V189H116V187L114 188V189ZM134 188V187H133ZM138 188V187H137ZM145 188V187H144ZM204 187H202L201 189H203ZM205 188H204V190H205ZM231 188H234V187H232L231 186ZM230 188V189H231ZM236 188V187H235ZM245 188V187H244ZM251 188H253V187H251ZM4 189V188H3ZM22 189V188H21ZM41 189V188H40ZM56 189V188H55ZM76 189V188H75ZM80 189V188H79ZM109 189V188H108ZM128 188H126V190H127ZM156 189V188H155ZM178 189V188H177ZM198 189V188H197ZM196 189V190H197ZM200 189V190H201ZM209 189V188H208ZM217 189V188H216ZM227 189H229L228 187H227ZM258 189V188H257ZM13 190H14V188H13ZM27 190V189H26ZM25 190V191H26ZM29 190H31V189H29ZM29 190H27V191H29ZM54 190V189H53ZM77 190V189H76ZM82 190V189H81ZM84 190V189H83ZM116 190H118V191H120L118 188L116 189ZM133 190V189H132ZM154 190V189H153ZM218 190V189H217ZM236 190V189H235ZM246 190V189H245ZM248 191H249V189H247ZM261 190V189H260ZM33 191V190H32ZM63 191V190H62ZM69 191V190H68ZM78 191V190H77ZM97 191V190H96ZM110 191L108 190V192L109 193H107V194H105L104 196H113V194L111 193L110 194ZM116 192L115 193V198L113 197V198H111L110 197V199L107 197V199H109V201L111 200L113 203H116L117 205L119 204V205H124V199L127 197H125L124 199H123V196H122V194H120L121 192ZM149 191V190H148ZM151 191V190H150ZM158 191H160V190H158ZM195 191V190H194ZM205 191H207V190H205ZM18 192V191H17ZM20 192H21V190H20ZM23 192V191H22ZM31 192V191H30ZM52 192V191H51ZM72 192V191H71ZM104 192V191H103ZM102 192V193H103ZM128 192H129V190H128ZM138 192V191H137ZM136 192V193H137ZM140 192V191H139ZM152 192V191H151ZM202 192V191H201ZM211 192V191H210ZM213 192V191H212ZM211 192V193H212ZM230 193H231V191H229ZM243 192H245V191H243ZM257 192H258V190H257ZM260 192V191H259ZM263 192V191H262ZM261 192V193H262ZM19 193V192H18ZM28 193V192H27ZM58 193V192H57ZM74 193V192H73ZM80 193V192H79ZM85 193H86V191H85ZM99 193H101L100 191H99ZM101 193V194H102ZM132 193H134V192H132ZM188 193V192H187ZM205 193V192H204ZM214 193V192H213ZM252 193V192H251ZM253 193H254V191H253ZM20 194V193H19ZM24 194H26V193H24ZM29 194V193H28ZM52 194V193H51ZM55 194V193H54ZM64 194V193H63ZM75 194V193H74ZM125 194V193H124ZM131 194V193H130ZM138 194V193H137ZM150 194V193H149ZM179 194V193H178ZM182 194V193H181ZM194 194V193H193ZM193 194H191V195H193ZM203 194V193H202ZM206 194H208V192L206 193ZM210 194V193H209ZM208 194V196H210ZM220 194H224V193H221L220 192ZM240 194H242V193H240ZM239 194V195H240ZM244 194V193H243ZM249 194V193H248ZM259 194V193H258ZM263 194V193H262ZM2 195V194H1ZM6 195H7V193H6ZM27 195V194H26ZM39 195V194H38ZM42 195V194H41ZM47 195V194H46ZM45 195V196H46ZM61 195V194H60ZM90 195V194H89ZM142 195V194H141ZM175 195V194H174ZM200 195V194H199ZM198 195V196H199ZM205 195V194H204ZM216 195V194H215ZM254 195V194H253ZM50 196H52V195H50ZM69 196V195H68ZM73 196V195H72ZM76 196V195H75ZM80 196V195H79ZM102 196H103V194H102ZM137 196V195H136ZM151 196V195H150ZM149 196V197H150ZM155 196V195H154ZM194 196V195H193ZM232 196H233V194H232ZM232 196H230V198H232ZM244 196V195H243ZM251 196H252V194H251ZM250 196V197H251ZM259 196H260V194H259ZM5 197V196H4ZM28 197V196H27ZM85 197V196H84ZM89 197H91V196H89ZM131 197V196H130ZM144 197V196H143ZM152 197V196H151ZM192 197V196H191ZM204 197V196H203ZM207 196H205V198H206ZM216 196H214V198H215ZM218 197V196H217ZM220 197V196H219ZM225 197V196H224ZM223 197V198H224ZM253 197V196H252ZM43 198V197H42ZM48 198V197H47ZM63 198V197H62ZM75 198V197H74ZM80 198V197H79ZM92 198V197H91ZM95 198V197H94ZM93 198V199H94ZM98 198V197H97ZM132 198V197H131ZM139 198V197H138ZM195 198V197H194ZM199 198H200V196H199ZM221 198H222V196H221ZM227 198V197H226ZM225 198V199H226ZM249 198V197H248ZM40 199H41V197H40ZM82 199V198H81ZM80 199V200H81ZM104 199V198H103ZM155 199V198H154ZM169 199V198H168ZM210 199V198H209ZM219 199V198H218ZM250 199H253V198H250ZM258 199V198H257ZM261 199H262V197H261ZM260 199V200H261ZM2 200V199H1ZM6 200V199H5ZM92 200V199H91ZM99 200V199H98ZM106 200V199H105ZM105 200H104V203H105ZM136 200H138V199H136ZM178 200H180V198L178 199ZM177 200V201H178ZM187 200V199H186ZM189 200V199H188ZM195 200H197V199H195ZM200 200H202V197H201V199ZM200 200H199V202H200ZM207 200V199H206ZM205 200V201H206ZM220 200V199H219ZM240 200V199H239ZM33 201V200H32ZM47 201V200H46ZM79 201V200H78ZM84 201V200H83ZM108 201V203H112V202H109ZM135 201V200H134ZM150 201V200H149ZM158 201V200H157ZM160 201V200H159ZM158 201V202H159ZM176 200H175V202H177ZM204 201V200H203ZM204 201V202H205ZM215 201V200H214ZM228 201V200H227ZM238 201V200H237ZM249 201V200H248ZM253 201V200H252ZM251 201V202H252ZM259 201V200H258ZM263 201V200H262ZM18 202V201H17ZM44 202V201H43ZM56 202V201H55ZM58 202H59V200H58ZM62 202H64V201H62ZM91 202V201H90ZM93 202V201H92ZM129 202V201H128ZM156 202V201H155ZM194 202V201H193ZM192 202V203H193ZM197 202V201H196ZM208 202V201H207ZM257 202V201H256ZM261 202V201H260ZM40 203V202H39ZM97 203V202H96ZM100 203V202H99ZM103 203V202H102ZM138 203V202H137ZM140 203H142V202H140ZM185 203V202H184ZM187 203V202H186ZM202 203V202H201ZM201 203H199V204H201ZM209 203V202H208ZM219 203V202H218ZM234 203V201L233 202H231V204H233ZM259 203V202H258ZM263 203V202H262ZM63 204V203H62ZM132 204V203H131ZM133 204H134V202H133ZM136 204V203H135ZM177 204H178V202H177ZM195 204V203H194ZM197 204V203H196ZM206 204V203H205ZM211 204H212V202H211ZM224 204V203H223ZM236 204V203H235ZM7 205V204H6ZM47 205V204H46ZM88 205V204H87ZM112 205H114V204H112ZM137 205V204H136ZM163 205V204H162ZM176 205V204H175ZM180 205V204H179ZM178 205V206H179ZM186 205V204H185ZM188 205V204H187ZM191 205V204H190ZM239 205V204H238ZM69 206V205H68ZM76 206V205H75ZM103 206V205H102ZM105 206V205H104ZM107 206H109V205H107ZM126 206V205H125ZM140 206V205H139ZM138 206V208H140ZM158 206V205H157ZM156 206V207H157ZM205 206V205H204ZM216 206V205H215ZM222 206V205H221ZM220 206V207H221ZM234 206V205H233ZM232 206V207H233ZM256 206H257V204H256ZM264 206V205H263ZM110 207V206H109ZM127 207V206H126ZM208 207V206H207ZM213 207V206H212ZM239 207V206H238ZM3 208V207H2ZM52 208V207H51ZM54 208H55V206H54ZM76 208V207H75ZM91 208V207H90ZM95 208V207H94ZM115 208H116V206H115ZM119 208H121V207H119ZM128 208H130V207H128ZM134 208V207H133ZM143 208V207H142ZM161 208V207H160ZM167 208V207H166ZM178 208V207H177ZM195 208H197V207H195ZM194 208V209H195ZM209 208H211V207H209ZM224 208V207H223ZM241 208V207H240ZM27 209V208H26ZM25 209V210H26ZM66 209H68V208H66ZM83 209V208H82ZM99 209V208H98ZM123 209V208H122ZM136 209V208H135ZM144 209V208H143ZM165 209V208H164ZM186 209V208H185ZM185 209H183V210H185ZM205 209V208H204ZM222 209V208H221ZM236 209V208H235ZM253 209V208H252ZM258 209V208H257ZM261 209V208H260ZM7 210V209H6ZM10 210V209H9ZM73 210V209H72ZM90 210V209H89ZM93 210V209H92ZM103 210V209H102ZM119 210V209H118ZM139 210V209H138ZM155 210H157V209H155ZM162 210V209H161ZM175 210V209H174ZM177 210V209H176ZM207 210V209H206ZM205 210V211H206ZM210 210V209H209ZM218 210V209H217ZM239 210V209H238ZM255 210V209H254ZM259 210V209H258ZM34 211H36V210H34ZM39 211V210H38ZM37 211V212H38ZM45 211V210H44ZM55 211V210H54ZM101 211V210H100ZM105 211V210H104ZM122 211H124V209L122 210ZM142 211V210H141ZM219 211V210H218ZM232 211V210H231ZM236 211V210H235ZM242 211V210H241ZM261 211V210H260ZM7 212V211H6ZM36 212V213H37ZM70 212V211H69ZM72 212V211H71ZM99 212V211H98ZM114 212V211H113ZM119 212V211H118ZM117 212V213H118ZM127 212V211H126ZM129 212V211H128ZM178 212V211H177ZM232 212H234V211H232ZM237 212V211H236ZM247 212V211H246ZM25 213V212H24ZM28 213H30V212H28ZM56 213H57V211H56ZM59 213V212H58ZM87 213V212H86ZM106 213V212H105ZM104 213V214H105ZM125 213V212H124ZM132 213H133V211H132ZM135 213V212H134ZM154 213H155V211H154ZM170 213V212H169ZM169 213H167V214H169ZM175 213V212H174ZM180 213V212H179ZM202 213V212H201ZM209 213V212H208ZM208 213H206L205 212V214H208ZM213 213V212H212ZM215 213H217V211L215 212ZM243 213V212H242ZM259 213V212H258ZM262 213V212H261ZM7 214V213H6ZM27 214V213H26ZM31 214V213H30ZM67 214V213H66ZM81 214V213H80ZM99 214V213H98ZM110 214V213H109ZM140 214V213H139ZM163 214H164V212H163ZM202 214H204V213H202ZM235 214V213H234ZM233 214V215H234ZM237 214V213H236ZM11 215V214H10ZM32 215V214H31ZM72 215V214H71ZM102 215V214H101ZM133 215V214H132ZM137 215V214H136ZM144 215V214H143ZM177 215V214H176ZM179 215V214H178ZM177 215V216H178ZM239 215H241V214H239ZM2 216V215H1ZM29 216V215H28ZM40 216V215H39ZM48 216V215H47ZM64 216V215H63ZM63 216H61L62 218H63ZM72 216H74V215H72ZM81 216V215H80ZM85 216V215H84ZM111 216V215H110ZM118 216V215H117ZM120 216V215H119ZM122 216V215H121ZM135 216V215H134ZM140 216V215H139ZM162 216V215H161ZM164 216V215H163ZM162 216V217H163ZM183 216V215H182ZM198 216V215H197ZM209 216V215H208ZM207 216V217H208ZM217 216V215H216ZM215 215L213 216V218L214 217H216ZM238 216V215H237ZM69 217H70V215H69ZM126 217V216H125ZM145 217V216H144ZM205 217V216H204ZM210 217V216H209ZM260 217V216H259ZM36 218V217H35ZM60 218V217H59ZM65 218V217H64ZM114 218V217H113ZM159 218V217H158ZM164 218V217H163ZM171 218V217H170ZM38 219H40V218H38ZM42 219V218H41ZM54 219V218H53ZM69 218H67V220H68ZM71 219H72V217H71ZM82 219V218H81ZM97 219V218H96ZM99 219V218H98ZM129 219V218H128ZM172 219V218H171ZM175 219V218H174ZM181 219V218H180ZM198 219V218H197ZM44 220V219H43ZM60 220H61V218H60ZM79 220V219H78ZM88 220V219H87ZM117 220V219H116ZM135 220V219H134ZM142 220V219H141ZM207 220H208V218H207ZM249 220V219H248ZM64 221H65V219H64ZM83 221V220H82ZM97 221H99V220H97ZM102 221V220H101ZM100 221V222H101ZM110 221V220H109ZM115 221V220H114ZM113 221V222H114ZM156 221V220H155ZM169 221V220H168ZM38 222V221H37ZM87 222V221H86ZM106 222V221H105ZM122 222V221H121ZM165 222V221H164ZM210 222H212L211 220H210ZM215 222V221H214ZM218 221H216V223H217ZM41 223V222H40ZM61 223H62V221H61ZM72 223H73V220H72ZM79 223V222H78ZM83 223H84V221H83ZM97 223V222H96ZM112 223V222H111ZM126 223V222H125ZM143 223V222H142ZM147 223V222H146ZM162 223V222H161ZM213 223V222H212ZM263 223V222H262ZM43 224V223H42ZM75 224V223H74ZM94 224H95V222H94ZM141 224V223H140ZM160 224V223H159ZM163 224V223H162ZM166 224V223H165ZM167 224H169V222L167 223ZM171 224V223H170ZM208 224V223H207ZM53 225V224H52ZM62 225V224H61ZM76 225V224H75ZM83 225V224H82ZM88 225V224H87ZM110 225H112V224H110ZM176 225V224H175ZM218 225V224H217ZM227 225V224H226ZM74 226V225H73ZM89 226V225H88ZM105 226H106V224H105ZM118 226V225H117ZM124 226V225H123ZM125 226H126V224H125ZM172 226V225H171ZM206 226V225H205ZM211 226V225H210ZM214 226V225H213ZM70 227H72V226H70ZM69 227V228H70ZM87 227V226H86ZM89 227H92V226H89ZM89 227H87V228H89ZM110 227V226H109ZM112 227V226H111ZM165 227V226H164ZM178 227V226H177ZM208 227V226H207ZM216 227V226H215ZM221 227V226H220ZM42 228H44V227H42ZM75 228H77V227H75ZM82 228V227H81ZM107 228L108 227H106V230H107ZM124 228V227H123ZM134 228V227H133ZM132 228V229H133ZM136 228V227H135ZM174 228H175V226H174ZM179 228V227H178ZM218 228V227H217ZM226 228V227H225ZM16 229V228H15ZM40 228H38L37 230H39ZM62 229V228H61ZM79 229V228H78ZM83 229H86V228H83ZM83 229H82V232H83ZM102 229V228H101ZM113 229V228H112ZM121 229V228H120ZM131 229V228H130ZM177 229V228H176ZM181 229V228H180ZM198 229V228H197ZM19 230V229H18ZM28 230V229H27ZM43 230V229H42ZM52 230V229H51ZM54 230V229H53ZM77 230V229H76ZM110 230V229H109ZM108 230V231H109ZM116 230V229H115ZM123 230V229H122ZM127 230V229H126ZM141 230V229H140ZM143 230V229H142ZM155 230V229H154ZM172 230V229H171ZM179 230V229H178ZM213 230V229H212ZM39 231H41V230H39ZM45 231V230H44ZM68 231H69V229H68ZM80 231H81V229H80ZM88 231V230H87ZM94 231H96V230H94ZM118 231V230H117ZM124 231V230H123ZM133 231V230H132ZM190 231V230H189ZM192 231V230H191ZM206 231V230H205ZM38 232V231H37ZM42 232V231H41ZM40 232V233H41ZM46 232V231H45ZM54 232H55V230H54ZM71 232V231H70ZM81 232V233H82ZM102 232H103V230H102ZM121 232V231H120ZM127 232V231H126ZM129 232V231H128ZM134 232V231H133ZM132 232V233H133ZM137 232V231H136ZM198 232H200V231H198ZM201 232H202V230H201ZM259 232V231H258ZM39 233V232H38ZM62 233V232H61ZM63 233H65V232H63ZM69 233V232H68ZM67 233V234H68ZM74 233H75V231H74ZM80 233V232H79ZM84 233V232H83ZM85 233H87V232H85ZM89 233V232H88ZM87 233V234H88ZM97 233V232H96ZM113 233V232H112ZM141 233V232H140ZM173 233V232H172ZM185 233V232H184ZM192 233H193V231H192ZM203 233H205V232H203ZM208 233V232H207ZM7 234V233H6ZM14 234V233H13ZM34 234V233H33ZM46 234V233H45ZM56 233H54V235H55ZM100 234V233H99ZM109 234V233H108ZM123 234V233H122ZM128 234V233H127ZM166 234V233H165ZM177 234V233H176ZM187 234H189V233H187ZM190 234H191V232H190ZM196 234H197V232H196ZM195 234V235H196ZM35 235V234H34ZM58 235V234H57ZM75 235V234H74ZM84 235V234H83ZM96 235V234H95ZM111 235V234H110ZM116 235V234H115ZM133 235V234H132ZM163 235V234H162ZM207 235V234H206ZM228 235V234H227ZM256 235V234H255ZM21 236V235H20ZM40 236V235H39ZM44 236V235H43ZM82 236V235H81ZM88 236V235H87ZM91 236V235H90ZM107 236V235H106ZM114 236V235H113ZM159 236V235H158ZM178 236H179V232H178ZM181 236V235H180ZM185 236V235H184ZM183 236V237H184ZM190 236V235H189ZM202 236H204V235H202ZM58 237V236H57ZM63 237V236H62ZM67 236H65L64 238H66ZM69 237H70V235H69ZM72 237H73V235H72ZM71 237V238H72ZM92 237V236H91ZM99 237H101V236H99ZM104 237V236H103ZM115 237V236H114ZM129 237V236H128ZM143 237H144V235H143ZM142 237V238H143ZM173 237V236H172ZM24 238V237H23ZM33 238V237H32ZM31 238V240H33V242H34V239H32ZM45 238V237H44ZM56 238V237H55ZM68 238V237H67ZM67 238H66V240H67ZM74 238H75V236H74ZM85 238V237H84ZM83 238V239H84ZM87 238V237H86ZM88 238H89V236H88ZM87 238V239H88ZM107 238V237H106ZM110 238V237H109ZM138 238H140V237H138ZM156 238V237H155ZM166 238V237H165ZM181 238V237H180ZM187 238V237H186ZM198 238V237H197ZM201 238V237H200ZM256 238V237H255ZM39 239H40V237H39ZM49 239V238H48ZM76 239V238H75ZM81 239V238H80ZM91 239V238H90ZM89 239V240H90ZM95 239H97V238H95ZM126 239V238H125ZM172 239V238H171ZM176 239V238H175ZM189 239V238H188ZM18 240V239H17ZM16 240V241H17ZM63 240V239H62ZM69 240H70V238H69ZM72 240V239H71ZM74 240V239H73ZM72 240V241H73ZM77 240V239H76ZM101 240H102V238H101ZM109 240V239H108ZM113 240V239H112ZM117 240V239H116ZM128 240V239H127ZM183 240V239H182ZM194 241H195V239H193ZM210 240V239H209ZM20 241V240H19ZM58 241V240H57ZM60 241V240H59ZM58 241V242H59ZM64 241V240H63ZM79 242H80V240H78ZM85 241V240H84ZM92 241V240H91ZM130 241V240H129ZM128 241V242H129ZM134 241V240H133ZM163 241V240H162ZM168 241V240H167ZM198 241V240H197ZM202 241H204V239L202 240ZM215 241V240H214ZM6 242V241H5ZM35 242H37V240L35 241ZM39 242H40V240H39ZM45 242H47V241H45ZM44 242V243H45ZM93 242H95L94 240H93ZM92 242V243H93ZM99 242V241H98ZM109 242V241H108ZM132 241H130V243H131ZM157 242H159V241H157ZM180 242V241H179ZM190 242V241H189ZM196 242V241H195ZM201 242V241H200ZM257 242V241H256ZM40 243H43V241H41ZM49 243H50V241H49ZM51 243H52V241H51ZM50 243V244H51ZM74 243V242H73ZM83 243H85V242H83ZM97 242H95L94 244H96ZM101 243V242H100ZM104 243V242H103ZM102 243V244H103ZM116 243V242H115ZM126 243V242H125ZM156 243V242H155ZM211 243V242H210ZM261 243V242H260ZM35 244V243H34ZM47 244V243H46ZM54 244V243H53ZM53 244H51V245H53ZM78 244V243H77ZM82 244V243H81ZM93 244V245H94ZM98 244V243H97ZM109 244V243H108ZM112 244V243H111ZM157 244V243H156ZM166 244V243H165ZM175 244V243H174ZM207 244V243H206ZM245 244V243H244ZM13 245V244H12ZM15 245V244H14ZM20 245V244H19ZM23 245V244H22ZM21 245V246H22ZM36 245V244H35ZM61 245V244H60ZM59 245V246H60ZM64 245V244H63ZM69 245L71 246V244H70V242H69ZM68 245V246H69ZM85 245H86V243H85ZM118 245V244H117ZM149 245V244H148ZM180 245V244H179ZM199 245H200V243H199ZM218 245V244H217ZM258 245V244H257ZM18 246V245H17ZM41 246V245H40ZM47 246V245H46ZM66 246V245H65ZM81 246V245H80ZM80 246L78 245L77 247H79L80 248ZM83 246V245H82ZM86 246H88V244L86 245ZM96 246V245H95ZM101 246V245H100ZM129 246V245H128ZM131 246H132V244H131ZM146 246V245H145ZM152 246V245H151ZM155 246V245H154ZM159 246V245H158ZM171 246H173V245H171ZM186 246V245H185ZM256 246V245H255ZM259 246V245H258ZM264 246V245H263ZM28 247V246H27ZM36 247V246H35ZM45 247V246H44ZM52 247V246H51ZM55 247V246H54ZM54 247H52V248H54ZM72 247V246H71ZM84 247V246H83ZM98 247V246H97ZM115 247V246H114ZM122 247V246H121ZM134 247V246H133ZM207 247V246H206ZM17 248V247H16ZM51 248V249H52ZM58 248V247H57ZM70 248V247H69ZM78 248V249H79ZM82 248V247H81ZM80 248V249H81ZM85 248V247H84ZM92 249H93V247H91ZM105 248V247H104ZM172 248V247H171ZM181 248H183V247H181ZM199 248H200V246H199ZM202 248V247H201ZM208 248V247H207ZM264 248V247H263ZM263 248H261V249H263ZM9 249H10V247H9ZM12 249V248H11ZM21 249V248H20ZM24 249H25V247H24ZM49 249V248H48ZM77 249V250H78ZM79 249V250H80ZM98 249V248H97ZM103 249V248H102ZM106 249V248H105ZM120 249V248H119ZM129 249V248H128ZM158 249V248H157ZM160 249V248H159ZM174 249V248H173ZM172 249V250H173ZM180 249V248H179ZM210 249V248H209ZM225 249V248H224ZM252 249V248H251ZM255 249V248H254ZM12 250H14V249H12ZM26 250V249H25ZM47 250V249H46ZM57 250V249H56ZM64 250V249H63ZM82 250V249H81ZM90 250V249H89ZM99 250H100V248H99ZM110 250V249H109ZM108 250V251H109ZM118 250V249H117ZM127 250V249H126ZM182 250H184V249H182ZM200 250V249H199ZM215 250V249H214ZM218 250V249H217ZM258 250V249H257ZM264 250V249H263ZM42 251V250H41ZM58 251V250H57ZM162 251V250H161ZM165 251V250H164ZM186 251H187V249H186ZM185 251V252H186ZM196 251V250H195ZM211 251V250H210ZM22 252H23V250H22ZM25 252V251H24ZM47 252H48V250H47ZM83 252V251H82ZM90 252V251H89ZM92 252V251H91ZM90 252V253H91ZM137 252V251H136ZM135 252V253H136ZM151 252V251H150ZM175 252H176V250H175ZM189 252L191 253V254H193V249L191 250H189ZM212 252V251H211ZM260 252V251H259ZM15 253V252H14ZM44 253V252H43ZM55 253H57V252H55ZM54 253V254H55ZM59 253V252H58ZM167 253V252H166ZM173 253V252H172ZM171 253V254H172ZM182 253H184V252H182ZM209 253V252H208ZM224 253V252H223ZM18 256L20 255V254H18V253H16ZM26 254V253H25ZM30 254V253H29ZM40 254V253H39ZM63 254H64V252H63ZM88 254V253H87ZM94 254V253H93ZM101 254V253H100ZM128 254V253H127ZM178 254V253H177ZM246 254V253H245ZM255 254V253H254ZM22 255V254H21ZM28 255V254H27ZM52 255V254H51ZM57 255V254H56ZM99 255V254H98ZM97 255V256H98ZM106 255V254H105ZM121 255V254H120ZM147 255V254H146ZM152 255V254H151ZM217 255V254H216ZM227 255V254H226ZM25 256V255H24ZM45 256H47L46 254H45ZM49 256V255H48ZM76 256V255H75ZM88 256V255H87ZM86 256V257H87ZM92 256V255H91ZM94 256V255H93ZM92 256V257H93ZM103 256H104V254H103ZM158 256H160V255H158ZM162 256H163V254H162ZM165 256V255H164ZM184 256V255H183ZM182 256V257H183ZM202 256V255H201ZM21 257H23V256H20L19 258H21ZM40 257V256H39ZM54 257V256H53ZM60 257V256H59ZM66 257V256H65ZM72 258H73V256H71ZM83 257V256H82ZM89 257V256H88ZM94 257H96V256H94ZM101 257V256H100ZM127 257V256H126ZM150 257V256H149ZM170 257V256H169ZM192 257V256H191ZM209 257V256H208ZM5 258V257H4ZM24 258V257H23ZM28 258V257H27ZM41 258H44L43 256L41 257ZM46 258V257H45ZM45 258H44V262H45ZM64 258V257H63ZM68 258V257H67ZM66 258V259H67ZM77 258V257H76ZM91 258V257H90ZM103 258V257H102ZM105 258H107V257H105ZM125 258V257H124ZM129 258V257H128ZM131 258V257H130ZM172 258V257H171ZM178 258V257H177ZM195 258V257H194ZM211 258V257H210ZM40 259V258H39ZM47 259V258H46ZM49 259V258H48ZM84 259L85 258H83V261H84ZM98 259V258H97ZM116 259V258H115ZM121 259V258H120ZM141 259V258H140ZM173 259V258H172ZM176 259V258H175ZM204 259V258H203ZM28 260V259H27ZM27 260H25V261H27ZM53 260V259H52ZM73 260H76L75 258L73 259ZM82 260V259H81ZM119 260V259H118ZM197 260V259H196ZM250 260V259H249ZM264 260V259H263ZM18 261V260H17ZM33 261V260H32ZM37 261V260H36ZM35 261V262H36ZM68 261V260H67ZM67 261H65V263L67 262ZM69 261H71V260H69ZM88 261V260H87ZM104 261H105V259H104ZM107 261H109V258H108V260ZM115 261V260H114ZM151 261V260H150ZM154 261V260H153ZM161 261H163L162 259H161ZM161 261H160V263H161ZM173 261V260H172ZM194 261V260H193ZM200 261V260H199ZM4 262V261H3ZM20 262V261H19ZM29 262H30V260H29ZM39 262V261H38ZM50 262V261H49ZM53 262V261H52ZM76 262H77V260H76ZM113 262V261H112ZM166 262V261H165ZM191 262H192V260H191ZM212 262V261H211ZM33 263H34V261H33ZM62 263V262H61ZM72 263V262H71ZM85 263H86V260H85ZM99 263V262H98ZM98 263H95V264H98ZM170 263V262H169ZM171 263H174V261L173 262H171ZM176 263V262H175ZM181 263V262H180ZM188 263V262H187ZM186 263V264H187ZM202 262H200V264H201ZM213 263V262H212ZM217 263V262H216ZM254 263V262H253ZM19 264V263H18ZM34 264H36V263H34ZM39 264V263H38ZM46 264H47V262H46ZM58 264V263H57ZM64 264V263H63ZM67 264V263H66ZM70 264V263H69ZM87 264H91V263H87ZM106 264V263H105ZM118 264H120V263H118ZM126 264V263H125ZM131 264V263H130ZM190 264V263H189ZM205 264V263H204Z\"/></svg>",
	"mask_w": 264,
	"mask_h": 264
}]
</instances>
